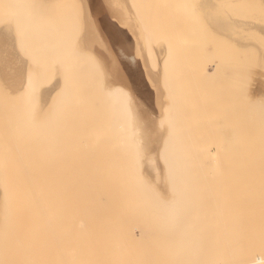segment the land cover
Here are the masks:
<instances>
[{
    "label": "bare ground",
    "instance_id": "bare-ground-1",
    "mask_svg": "<svg viewBox=\"0 0 264 264\" xmlns=\"http://www.w3.org/2000/svg\"><path fill=\"white\" fill-rule=\"evenodd\" d=\"M21 1V0H20ZM23 1V0H22ZM46 1V0H45ZM45 1L43 2V5H44V3H45ZM50 1V0H49ZM59 1V0H58ZM57 1V2H58ZM136 1V0H135ZM209 1V0H208ZM214 1V0H213ZM213 1H209V2H213ZM227 1V3H226V5H229L231 2H234V1H236V4H239L240 5V3L242 4V5H240V6H244V5H249L250 3V1L251 0H243L242 2H244V3H242V2H240V1H237V0H226ZM7 3H8V7H9V5L10 6H12L13 8H14V10H15V8L17 9V7H14L13 6V0H7L6 1ZM6 2H5V4H6ZM31 2H34L33 0L32 1H30V3ZM39 2H40V0H39ZM54 2V1H53ZM56 2V1H55ZM72 2L74 3V1L72 0ZM207 2V1H206ZM252 2V1H251ZM17 3V2H16ZM36 3H38V1L36 0ZM52 3V2H51ZM51 3H48V4H45L46 6H51ZM134 3V2H133ZM148 3V2H147ZM146 3V4H147ZM155 3H157L155 0H152V2H150V3H148V5H147V9H146V14L145 15H147V13H149V12H152L151 10H153V8L155 7V5H152V4H155ZM214 3L216 4L217 3V0H215L214 2H213V5H214ZM220 3H222V5L225 3V1H224V3H223V1L222 2H220ZM246 3H249V4H246ZM23 4V3H22ZM32 4V3H31ZM58 4V3H57ZM177 4V3H176ZM205 4V3H204ZM211 3H209V5H210ZM14 5H16V4H14ZM52 5H53V3H52ZM135 5H136V3H135ZM150 5H151V7H150ZM179 5V4H178ZM206 5H207V3H206ZM217 5H219V7H220V4H218L217 3ZM23 6V5H22ZM25 6V5H24ZM28 6H30V4L28 5ZM137 6V5H136ZM158 6V5H157ZM143 7V6H142ZM212 6L210 5V8H211ZM213 7H215V5L213 6ZM252 7V6H251ZM254 7V6H253ZM49 8V7H48ZM132 8V7H131ZM144 8H145V6H144ZM209 8V7H208ZM209 8V9H210ZM217 8V7H216ZM140 9V8H139ZM207 9L206 10V8H205V10H203V12H206L207 13V15H206V13L204 14L205 15V17H207V16H209V17H207L206 19H210L209 20V22L208 23H206V24H208V26H209V24H210V21H211V18H214V17H210V15L211 14H208V13H211V12H207V11H211L212 9ZM215 9V8H214ZM213 9V10H214ZM218 9V8H217ZM217 9H216V11H217ZM222 9V8H221ZM221 9H218V13H220V15L221 14H223V13H221ZM5 10H7V8L6 7H4L3 6V4H1V9H0V12L1 11H5ZM42 10V9H41ZM80 10V9H79ZM144 10V9H143ZM158 10V9H157ZM160 10H161V8H160ZM224 10L225 11H227L228 10V7L226 8V6H225V8H224ZM223 10V11H224ZM243 10H246L247 12H248V14H250L249 12V10L248 9H246V8H243ZM256 10H257V8H256ZM17 11H18V9H17ZM27 11V10H26ZM30 11V10H29ZM46 11V10H45ZM173 11V10H172ZM181 11V10H180ZM220 11V12H219ZM14 12H16V10L14 11ZM39 13V15H40V12L41 11H38ZM141 12V11H140ZM170 12H171V10H170ZM179 12V11H178ZM259 12V11H258ZM35 13H36V11H35ZM143 14L145 13V12H142ZM180 14H181V12H179ZM184 13H186V12H184V11H182V14H184ZM213 13H215V11L214 12H212V14ZM217 13V14H218ZM227 13V12H226ZM253 13V12H252ZM264 14L263 12H260V14ZM15 15L13 16V17H16V14L17 13H14ZM23 14H24V12H23ZM31 14V13H30ZM216 14V15H217ZM254 15H255V12L253 13ZM18 15V14H17ZM19 15H21V14H19ZM18 15V16H19ZM26 15H28V17H29V14H26ZM26 15H21V16H25V18H27L26 17ZM46 15V14H45ZM140 16L142 15L141 13L139 14ZM173 15V14H172ZM185 15H187V13L185 14ZM214 15V14H213ZM212 15V16H213ZM220 15H217L216 16V19H217V17H219ZM225 15H227V14H225ZM17 16V17H18ZM32 16V15H31ZM54 16V15H53ZM144 16V15H143ZM142 16V17H143ZM148 16H150V18L152 17L150 14L148 15ZM147 16V17H148ZM188 16V15H187ZM223 16V15H222ZM250 16L251 17H249V18H252L253 19V17L254 16H252L251 14H250ZM256 16H257V14H256ZM258 16H260V15H258ZM262 16V15H261ZM17 17H16V19L15 18H13V20H15L14 22H16V20H17V23H19L20 22V24L19 25H21V20L20 21H18L19 19H17ZM39 17V16H38ZM45 17V16H44ZM146 16H144V18H145ZM175 17V16H174ZM224 17V16H223ZM226 17H228V16H226ZM246 17V16H245ZM245 17H244V19H245ZM7 18V17H6ZM31 18V17H30ZM35 18V17H34ZM51 18V17H50ZM58 18V17H57ZM57 18H56V20H57ZM61 18V17H60ZM143 18V19H144ZM155 18V17H154ZM170 18V17H169ZM201 18H203V17H201ZM220 18V17H219ZM239 18H241L240 16H239ZM247 18V17H246ZM258 18V17H257ZM8 19H9V17H8ZM29 19V18H28ZM37 19V18H36ZM149 19V18H148ZM148 19H147V21H148ZM152 19H153V17H152ZM164 19V18H163ZM199 19V18H198ZM221 19V18H220ZM220 19H217V22H219L218 20H220ZM248 19V18H247ZM251 19V20H252ZM255 19V18H254ZM3 20V17L1 18V21H0V24L3 22L2 21ZM6 20L7 19H4V22H6ZM11 20V17H10V19L8 20L9 22H12V21H10ZM40 20H41V18H40ZM40 20H39V22H40ZM214 20V19H213ZM212 20V21H213ZM226 20V19H225ZM7 21V22H8ZM27 21H31L30 19L29 20H27ZM27 21H25V22H27ZM33 21V20H32ZM31 21V23H33ZM41 21H43V19L41 20ZM52 21H54V20H52ZM62 21V20H61ZM67 22H69L68 20H66ZM146 21V20H145ZM146 21V24H148L149 22H147ZM154 21V20H153ZM168 21V20H167ZM174 21V20H173ZM199 21H201L202 22V20H200L199 19ZM198 21V22H199ZM208 20H206V22H207ZM222 22H224L223 21V19L221 20ZM238 21H240V20H238ZM13 22V23H14ZM24 22V21H23ZM23 22H22V25H24L25 26V24H23ZM38 22V23H39ZM64 22V21H63ZM66 22V23H67ZM139 22V21H138ZM203 22H205V21H203ZM202 22V23H203ZM226 22V21H225ZM244 22V21H243ZM43 23H45V20H44V22ZM43 23L41 22L40 24L41 25H39L38 26V29L37 30H39L40 28V26H42L43 25ZM47 23V22H46ZM56 23H59V22H56ZM61 23V22H60ZM173 23V22H172ZM171 23V24H172ZM201 23V24H202ZM211 23H213V24H210V27H211V25H212V27L211 28H214L213 26H214V22H211ZM230 23H232V21L230 22ZM236 23H240V22H236ZM235 23V24H236ZM242 23V22H241ZM245 23V22H244ZM242 23L243 25H246V24H248L249 22H247V23ZM5 24V23H4ZM35 24L37 25V23L35 22ZM65 24V23H64ZM68 24V23H67ZM67 24H65V25H67ZM139 24H142L143 25V22L142 23H139ZM170 24V25H171ZM205 24V23H204ZM205 24V25H206ZM242 24H240V25H242ZM249 24H251V23H249ZM249 24H248V26H249ZM11 25V24H10ZM15 25V24H14ZM28 25V24H27ZM35 25V26H36ZM48 25V24H47ZM53 25V24H52ZM58 25V24H57ZM60 25V24H59ZM164 25V24H163ZM216 25V24H215ZM234 25V24H233ZM239 25V24H238ZM238 25L236 24V26L235 27H238ZM240 25H239V28H242V26L240 27ZM254 25V24H253ZM35 26L33 27V28H35ZM46 26V25H45ZM51 26V25H50ZM68 26V25H67ZM143 26H145V28H146V26L147 25H143ZM160 26V25H159ZM219 26V25H218ZM231 26V25H230ZM255 26V25H254ZM257 26V25H256ZM255 26V27H256ZM15 27V26H14ZM28 27V26H27ZM31 27V26H30ZM61 27V26H60ZM60 27L58 26L57 27V29H59L60 30ZM169 27V26H168ZM167 27V28H168ZM172 27V28H171ZM171 27H169V28H171V29H173V31H177V30H174V28L176 29V27H175V24H174V27H173V25H171ZM205 26L203 25V28H204ZM210 27L208 28V29H210ZM221 28H222V26H220ZM245 27H247V26H245ZM260 27V26H259ZM258 27V28H259ZM2 28H4V27H2ZM20 28V27H19ZM26 28V27H25ZM42 28H44V26L43 27H41V31L42 30H44V29H42ZM48 28V27H47ZM166 28V27H165ZM167 28L165 29V30H167ZM207 28V27H206ZM218 29H219V27H217ZM216 28V26H215V28L213 29V31L215 30V29H217ZM248 28V27H247ZM246 28V29H247ZM16 29H18V28H16ZM46 29V28H45ZM49 29H51V28H49ZM55 29V28H54ZM147 29H148V27H147ZM163 29V28H162ZM171 29H169V30H171ZM218 29L217 30H215V32H217L218 33ZM222 29H224V28H222ZM236 29V28H235ZM262 29V28H261ZM22 30V32H20ZM27 30V29H26ZM29 30H30V28H29ZM32 30V33H33V29H31ZM52 30V29H51ZM142 30V29H141ZM149 30L150 29H148V31H146V33L148 32L149 33ZM168 30V31H169ZM204 30V29H203ZM212 30V29H211ZM210 30V31H211ZM257 30V29H256ZM262 30H264V28L262 29ZM19 32V34H21V33H24V31H23V27H21V29H19L18 30ZM28 31V30H27ZM26 31V33H24V34H28V32ZM36 31V30H35ZM40 31V30H39ZM46 31V30H45ZM49 31V30H48ZM60 31H62V30H60ZM172 31V30H171ZM172 31V32H173ZM209 31V32H210ZM225 31V29L223 30V32ZM236 31H238V29L236 30ZM245 32H243L242 31V33L243 34H245L246 33V30H244ZM31 32V31H30ZM53 32V31H52ZM55 32V31H54ZM65 33H66V31H64ZM143 32V31H142ZM159 32V31H158ZM167 32V31H166ZM180 32V31H179ZM182 32V31H181ZM212 32V31H211ZM227 32H228V30H227ZM239 32V31H238ZM248 32V31H247ZM253 32V31H252ZM39 33V32H38ZM41 33L42 32H40V34L39 35H41ZM46 33V32H45ZM47 33H49V32H47ZM51 33V32H50ZM49 33V34H50ZM58 33L60 34V32L58 31ZM145 33V32H144ZM143 33V34H144ZM145 33V34H146ZM170 34H171V32H169ZM177 33V32H176ZM213 33V32H212ZM240 33V32H239ZM254 33H255V31H254ZM18 34V37H20V35ZM24 34H22L21 35V37L22 36H27V35H24ZM31 34V33H30ZM30 34H28V36H29V38L31 37V35ZM34 34H35V32H34ZM37 34V33H36ZM57 34V33H56ZM173 34V33H172ZM198 34V33H197ZM196 34V37L198 36ZM206 34V33H205ZM214 35H217V34H215V33H213ZM219 34H221V33H219ZM231 34V33H230ZM251 34V33H250ZM38 35V36H39ZM43 35H44V33H43ZM153 35V33H149L148 34V36H149V38H150V36H152ZM167 35V34H166ZM185 35V34H184ZM222 35V34H221ZM225 35H227L226 34V31H225V34H223V37L225 38V39H228V38H230V36H232V35H230V36H225ZM229 35V34H228ZM238 35V34H237ZM254 35V34H253ZM28 36L26 37L27 39H28ZM34 36V35H33ZM45 36H46V34H45ZM50 36H51V34H50ZM49 36V37H50ZM54 36H56V35H54V33H53V36H51L52 38L54 37ZM62 36V35H61ZM144 36V35H143ZM147 36V37H148ZM171 36V35H170ZM179 36V35H178ZM201 36V35H200ZM218 36H220V35H218ZM217 36V37H218ZM239 36V35H238ZM242 36V35H241ZM246 36H247V34H246ZM35 37H37V36H35ZM35 37H33V39L35 38ZM58 38H59V36H57ZM56 37V38H57ZM191 37H192V35H191ZM207 37H210V36H208V34H207ZM214 37V36H213ZM220 37H222V36H220ZM32 38V37H31ZM44 38L45 39H47L48 38V35H47V37H42V35H41V38H39L40 40L41 39H43L42 41H44ZM55 38V37H54ZM62 38V37H61ZM179 38V37H178ZM199 38V37H198ZM222 39L223 40V42H224V44L226 43L228 46H229V48H230V51H232V52H229L228 50H226V52H227V54L226 53H224L223 51H222V53L223 54H226L225 56L221 53L220 54V56L221 57H223L222 59H221V57L218 59L217 57V60H218V63L219 64H221L220 65V67L221 66H223L222 68H224V67H226V68H228L227 67V65L230 63V65H231V63H234V62H236V61H239L240 60V58H239V54L241 53V51H242V53H243V51L244 50H247V49H242L241 51H240V53L238 52L239 50H238V46L237 47H233V46H236V45H233V44H235V43H233V41H232V39H228L229 41V43H227V42H225L226 40L225 39ZM251 38H252V36L250 37V35H249V39L251 40ZM36 39V38H35ZM34 39V41L36 42V40L38 41V39H36L35 40ZM146 39V38H145ZM151 40H147V41H150V42H152V37L150 38ZM162 38H158V41L159 40H161ZM180 39V38H179ZM221 39V38H220ZM239 39V38H238ZM256 39V38H255ZM264 39V38H263ZM30 40H32V39H30ZM171 40V39H170ZM190 40V39H189ZM200 40V39H199ZM198 40V41H199ZM207 40H209L208 38H207ZM211 40V39H210ZM213 40H214V38H213ZM222 40H219L218 39V41H220V43L221 44H219L218 42V44L220 45V46H222V44H223V42H222ZM230 40H231V42H230ZM240 40V39H239ZM253 40V39H252ZM258 40V39H257ZM144 41H146V40H144ZM147 41L145 42L146 44H147ZM180 41V40H179ZM205 41V40H204ZM216 41L217 40H215V43H216ZM241 41V40H240ZM259 41V40H258ZM32 42V41H31ZM41 42V41H40ZM46 42V41H45ZM150 42H148L149 44H150ZM155 42V41H154ZM157 42V41H156ZM161 42H162V40L161 41H159V43H157V44H161ZM165 42V41H164ZM163 42V43H164ZM175 42H178V41H176V39H175ZM195 42V41H194ZM207 42V41H206ZM205 42V43H206ZM213 43H214V41H212ZM212 42L210 41V43L212 44ZM242 42H243V40H242ZM187 43V42H186ZM186 43L184 42V43H181L179 46H180V48L178 47V51H180V49H181V51L183 50V49H185V47H187V45H186ZM191 43V42H190ZM196 43L197 44H200V43H202V40H200L199 42H197L196 41ZM194 44V47H195V49H196V46L195 45H197V44ZM208 43V42H207ZM230 43H232L231 45H230ZM244 43V42H243ZM242 43V44H243ZM252 43V42H251ZM250 43V44H251ZM260 43V42H259ZM264 43V42H263ZM36 44V43H35ZM37 44H38V42H37ZM44 44H46V43H44ZM44 44H42V45H40V46H42V48H43V45ZM83 44V43H82ZM85 44V43H84ZM154 45H155V43H153ZM165 44V43H164ZM185 44V47L183 46ZM192 44V43H191ZM242 44H241V46H242ZM245 44V43H244ZM246 44H248V43H246ZM253 44V43H252ZM262 44V43H261ZM151 45H152V43H151ZM163 45V44H162ZM161 45V46H162ZM169 45H170V47H169V51H172L171 52V54H172V56L175 54L174 52H175V50L174 49H176L177 47L175 46V44H171L170 42H169ZM173 45V46H172ZM190 44H188V46H189ZM206 45V44H205ZM216 45V44H215ZM33 46H35V45H33ZM37 46H39V44L37 45ZM147 46H149L150 47V45H147ZM153 46V45H152ZM160 46V47H161ZM166 46V45H165ZM176 47V48H173V47ZM178 46V45H177ZM208 46V45H207ZM214 46V45H213ZM225 46V45H224ZM224 46H222V48H224ZM256 46V45H255ZM254 46V47H255ZM81 47V46H80ZM156 47V46H155ZM171 47L173 48V50L171 49ZM182 47V48H181ZM198 47H200V46H198ZM216 47V49H217V45L215 46ZM41 47H39V48H37V50L38 49H40ZM60 48V47H59ZM153 48V47H152ZM219 48V47H218ZM228 48V49H229ZM234 48H236V49H234ZM251 48H253V47H251ZM44 49V48H43ZM83 49H85V48H83ZM87 49V48H86ZM151 49V47L149 48V50ZM164 49V48H163ZM166 49H167V47H166ZM187 49V48H186ZM194 49V53H196L197 52V54H193V55H195V56H193L192 58L193 59H191L190 57H189V52L188 53H186L187 55H185V53H184V55L185 56H188L187 58L185 57V58H183L180 54V52H178L177 54H179V55H175V56H173V58H174V60H177L176 62H178L179 61V57L181 56L182 58H183V60L185 61H188V62H190L191 63V61L192 62H194L193 64H195V62H198V61H201V59L199 58V57H201V56H197V55H199V52L198 51H196ZM214 49V48H213ZM219 49H221V48H219ZM226 49V48H225ZM224 49V50H225ZM232 49V50H231ZM36 50V49H35ZM36 50V51H37ZM58 50V49H57ZM148 50V48H146V51L148 52L149 51ZM161 50V49H160ZM168 50V49H167ZM236 50V51H235ZM258 50H261V48L260 49H258ZM44 51V50H43ZM84 51V50H83ZM151 51H152V49H151ZM150 51V52H151ZM153 51H154V49H153ZM153 51H152V56H155V54L153 53ZM190 51V50H189ZM192 51V50H191ZM196 51V52H195ZM200 51V50H199ZM204 51V50H203ZM219 51V50H218ZM32 52H34V51H32ZM31 52V53H32ZM37 52H39V51H37ZM36 52V53H37ZM156 52V51H155ZM167 52V51H166ZM165 52V53H166ZM214 52V51H213ZM220 52V51H219ZM261 52V51H260ZM40 54L42 53L41 51L39 52ZM67 52H65L64 54H65V56H63L64 54L62 53V55H60V56H62L61 58H60V60H62V58H63V60H65V61H67L68 60V62H69V58H66L67 56V54H69V52L66 54ZM168 53V52H167ZM166 53V54H167ZM174 53V54H173ZM40 54H36V57L35 58H38V56L40 55ZM46 54H47V52H46ZM48 54H49V52H48ZM87 54V53H86ZM147 54H149V53H147ZM146 54V55H147ZM162 54V53H161ZM192 54V53H191ZM200 54L202 55V52L200 51ZM219 54V53H218ZM30 55V54H29ZM150 55V56H151ZM169 55V54H168ZM205 55V53L203 54V56L202 57H205L204 56ZM211 55V54H210ZM213 55V54H212ZM261 55V54H260ZM42 56V57H41ZM44 56H45V51H44ZM43 56V54H41L40 56H39V58L41 57V63L43 64L44 62V65H46L45 67H44V69H45V71L47 72V69H49V66H50V62L52 61V60H50L49 61V58H46L47 56H45L44 57ZM52 56V55H51ZM76 56V55H75ZM74 56V57H75ZM87 56H90L89 54H87ZM172 56H168L167 58H166V56H165V58H164V60L166 61V60H168L169 62H171V63H174L175 61L174 60H172ZM179 56V57H178ZM191 56V55H190ZM219 56V55H218ZM31 57V56H30ZM78 57V58H77ZM76 58H77V62H76V60H75V63H73V65H75L77 68H76V70H78L77 72H75L76 70H74L73 69V67L72 66H70L69 65V63H68V65L71 67L70 69H71V71H70V78H72V74L71 73H73V74H75L76 75V73H78L79 71H81V68H88V67H90V68H92L91 66L92 65H87L86 66V64L87 63H85L86 61V59L84 60V59H82V57L80 56V59H79V56H77ZM91 57V56H90ZM157 57V56H156ZM195 57V58H194ZM212 57V56H211ZM33 58V57H32ZM39 58H38V60H39ZM44 58H45V60H44ZM51 58H54V60H55V57H51ZM57 58V57H56ZM92 58V57H91ZM147 58V60H148V57H146ZM158 58V57H157ZM160 58V57H159ZM214 58V57H213ZM216 58H215V60H216ZM261 58H263V56L262 57H259V60H261ZM93 59V58H92ZM239 59V60H238ZM242 59V58H241ZM30 60H31V58H30ZM35 60V61H34ZM43 60H44V62H43ZM47 60H48V62H49V64H48V62H47ZM62 60V61H63ZM71 60L73 61L74 60V58L72 57L71 58ZM95 60V59H94ZM153 60V61H152ZM152 60H150V61H152V63H154L155 61H156V58L154 57V58H152ZM163 60V61H164ZM212 61V58H210V56H209V60L208 61ZM221 60V61H220ZM24 61V60H23ZM31 61H33V62H36L35 64H37V62H39V61H37L36 59H34L33 58V60H31ZM56 61V60H55ZM61 61V62H62ZM65 61H63V62H65ZM71 61V62H72ZM164 61V64L166 65V63L168 62V61H166L165 62ZM174 61V62H173ZM207 61V60H206ZM214 61V60H213ZM98 62V61H97ZM162 62V61H161ZM188 62H187V65H188ZM242 62V61H241ZM260 62V61H259ZM138 63V62H137ZM151 63V62H150ZM151 63V66L153 65ZM156 63V62H155ZM154 63V64H155ZM179 63H181L180 61H179ZM199 63V62H198ZM202 63V62H201ZM209 63V62H208ZM261 63L262 62H260V63H258V64H260L261 65ZM31 64H33V63H31ZM35 64H33V65H35ZM65 64V63H64ZM89 64V63H88ZM90 64H93V63H91L90 62ZM101 64V63H100ZM182 64V63H181ZM186 64V63H185ZM192 64V65H193ZM219 64H217L218 66H219ZM47 65H49V66H47ZM62 65H63V63H62ZM68 65L67 64H65L64 66H63V70L65 69H68ZM157 65V64H156ZM216 65V66H217ZM230 65H228L229 67H230ZM235 65V64H234ZM233 65V66H234ZM86 66V67H85ZM101 66V65H100ZM171 66V65H170ZM186 66V65H185ZM262 66H264V65H262ZM23 67V66H22ZM30 67V66H29ZM62 67V66H61ZM156 67V66H155ZM162 67H163V63H162ZM161 67V68H162ZM198 67V66H197ZM40 68V70H41V72L44 74V71H42V66H40L39 67ZM103 68H105L104 67V65H103ZM154 68V67H153ZM159 68H160V66H159ZM167 68V67H166ZM185 69H186V71H188L189 72V70H188V68L187 67H184ZM221 68V69H222ZM232 68H234V67H232ZM231 68V69H232ZM241 68V67H240ZM43 69V70H44ZM80 69V70H79ZM92 69H94V68H92ZM151 69V68H150ZM168 69V68H167ZM170 69V68H169ZM181 69V68H180ZM183 69V68H182ZM185 69H183V70H185ZM197 69V68H196ZM195 69V70H196ZM199 69H201V68H199ZM215 69H216V67H215ZM217 69H218V67H217ZM216 69V70H217ZM220 69V68H219ZM260 69V68H259ZM262 69V68H261ZM36 70V69H35ZM86 70V69H85ZM103 70H105V69H103ZM153 70V69H152ZM155 70H157V67H156V69ZM154 70V71H155ZM161 70V69H160ZM162 70H163V68H162ZM166 70V69H165ZM203 70V69H202ZM233 70V69H232ZM263 70V69H262ZM23 71V70H22ZM28 71V70H27ZM33 71V70H32ZM31 71V72H32ZM83 71V70H82ZM81 71V73L83 74V72ZM86 71H89V70H86ZM222 71V70H221ZM224 71H226V69L224 70ZM224 71H222V72H220L221 74L224 72ZM69 72V71H68ZM93 72H96V71H93ZM104 72V71H103ZM106 72V71H105ZM151 72H153V71H151ZM158 72V71H157ZM164 72V71H163ZM163 72H162V74H163ZM168 72H169V70H168ZM185 72V71H184ZM184 72H181L182 74H180L181 76V79L180 80H182L183 78H185V77H187V75L189 76V74H192V73H188V74H186V73H184ZM231 72V71H230ZM264 72V71H263ZM19 73H21L20 72V70H19ZM18 73V74H19ZM80 73V72H79ZM77 74L76 76L78 77V75H80V74ZM92 73V72H91ZM107 73V72H106ZM184 73V74H183ZM197 73H199V72H197ZM214 73V72H213ZM217 73V75H218V71L216 72ZM27 74H28V72H27ZM29 74H30V76L31 77H33L34 75H35V73L34 74H31L30 72H29ZM29 74L27 75V77H29ZM37 74V73H36ZM165 74H167V73H165ZM194 74V73H193ZM42 75V74H41ZM75 75L73 76V78L75 77ZM107 75V74H106ZM184 75H185V77H184ZM216 75V74H215ZM263 75V74H262ZM261 75V76H262ZM24 76V75H23ZM26 76V75H25ZM36 76V75H35ZM34 76V78H37V76L35 77ZM39 76V75H38ZM46 76V74L44 75V76H42V78L44 79V77ZM109 76V75H108ZM147 76H148V74H147ZM158 76H159V74H158ZM167 76V75H166ZM208 76V75H207ZM212 76H213V74H212ZM229 76V75H228ZM26 77V78H27ZM168 77V76H167ZM179 77V78H180ZM224 77V76H223ZM17 78V77H16ZM76 78V77H75ZM144 78V77H143ZM159 78V77H158ZM162 78H163V75H162ZM165 78V77H164ZM191 77H189V79H190ZM216 78H217V76H216ZM222 78V77H221ZM261 78H264V75L261 77ZM28 79L29 78H27V81H28ZM42 79V80H43ZM81 79V78H80ZM105 79V78H104ZM167 79V78H166ZM166 79H164V82H165V80ZM188 79V78H187ZM188 79V80H189ZM198 79V78H197ZM205 79V78H204ZM260 79V78H259ZM30 80V79H29ZM31 80H33V79H31ZM30 80V81H31ZM194 80V79H193ZM263 80V79H262ZM34 81H35V79H34ZM33 81V82H34ZM41 81V77H40V79H38V81H37V84H36V86L34 85V83H33V87H34V89H36V87H38L39 89H40V86H42V85H44L43 84V82H40ZM92 81V80H91ZM190 81V80H189ZM196 81H198V80H196ZM1 82V81H0ZM36 82V81H35ZM40 82V83H39ZM80 82H81V80H79V84H80ZM164 82H162V87L164 86L163 84H164ZM169 82V81H168ZM192 82H194V81H192ZM31 83H32V81H31ZM31 83L29 82V83H27L26 85H28V86H26L25 88H23L24 89V91H23V93H21V94H25V96H26V94H31V92H29V93H27L28 92V90H30L29 88L31 87V89H33V87H32V85H31ZM68 83H70V82H67V84ZM139 83H141L140 81H139ZM215 83V82H214ZM1 84V83H0ZM76 84V83H75ZM79 84H76V87H78L77 85H79ZM110 84V83H109ZM166 84V83H165ZM168 84V83H167ZM23 85V84H22ZM68 86L70 87L71 86V84L69 85L68 84ZM194 86V87H193ZM195 86H197V88L199 89V84H196L195 85V83L193 84H191L190 85V87L192 88H195ZM201 86V85H200ZM6 87H8V86H6ZM80 87V86H79ZM101 87V86H100ZM108 87V86H107ZM111 87H113V85L111 86ZM122 87V86H121ZM120 87V88H121ZM166 86H164V88H165ZM171 87V86H170ZM187 87V86H186ZM256 87H257V90H258V92L259 93H262L263 91H264V86H263V83L261 82V81H258L257 80V84H256ZM4 88V87H3ZM36 89V90H34L33 89V91L34 92H36L37 90H39V89ZM82 88L83 87H81V90H82ZM103 88V87H102ZM106 88V87H105ZM119 88V87H118ZM163 88V89H164ZM167 88V87H166ZM117 89V88H116ZM126 89V88H125ZM133 89V88H132ZM197 89V91L195 90V94L196 95H193V96H190V99L193 101V97H194V101H198V99L200 100L201 99V97H199L200 95H198L199 94V91H200V89L198 90ZM4 90V89H3ZM7 90V89H6ZM10 90V89H9ZM21 90V89H20ZM27 90V91H26ZM51 90V88L49 89V91ZM52 90H54V89H52ZM114 90V88L113 89H110V90H107V95L109 96L108 98H107V96H106V100H108L109 101V103L111 102V100H112V102H116V103H112V105H113V107L115 108L114 109V112H115V114H114V116H113V118H114V121H117L118 119V123H119V126H118V123L116 124V122H114V124L113 125H115V127L113 126V129L115 130V131H113V137H112V139H113V141H114V143H119V142H125L124 140H127V137H128V142L130 141V145L129 144H127V145H124L123 147H122V156L121 157H125V156H127L129 153H130V151H132V152H134L135 153V157H133V159H135L136 157L137 158H140V157H142V154H141V151L138 149L137 151H134V146H133V144H132V141H131V139L129 140V137L131 136V134L133 133V127H132V121H131V117H132V115H131V112L129 113L128 112V110H130V109H132V108H129V106H128V108L126 107L127 105H125V108H124V104L125 103H123V99H125V98H123L122 96H125V95H123V94H126V93H124V91H123V93L122 92H118L117 90H120V89H117L116 91L118 92H116V91H114L113 93H114V95H116L117 97V99L116 98H110V94L112 93V91ZM122 90V89H121ZM138 90V89H137ZM166 90V89H165ZM172 90V89H171ZM193 90V89H192ZM191 90V91H192ZM202 90V89H201ZM19 91V90H18ZM30 91H32V90H30ZM41 91V90H40ZM110 93H109V92ZM168 91V90H167ZM173 91V90H172ZM10 92V91H9ZM33 92V93H34ZM98 92V91H97ZM171 92V91H170ZM192 92H194V91H192ZM6 93H8L7 91H6ZM38 93H39V91H38ZM47 93V92H46ZM100 93V92H99ZM98 93V94H99ZM103 93H106V92H104V90H103ZM109 93V94H108ZM113 93L111 94L113 97H115L114 95H113ZM122 95H121V94ZM149 93V92H148ZM166 93V92H165ZM172 93V92H171ZM170 93V94H171ZM174 93V92H173ZM182 93V92H181ZM190 93V92H189ZM198 93V94H197ZM201 93V92H200ZM4 94V93H3ZM40 94V93H39ZM128 94V93H127ZM132 94V93H131ZM167 94V93H166ZM203 94V93H202ZM10 95V94H9ZM8 95V96H9ZM47 95V94H46ZM121 95V96H120ZM198 95V96H197ZM5 96H7V94L6 95H4V96H1V99H0V106L1 105H3L4 103H6L7 102V99H5ZM19 96V95H18ZM21 96V95H20ZM24 96V95H23ZM35 96V95H34ZM39 96V95H38ZM45 96V95H44ZM56 96V95H55ZM111 96V97H112ZM168 96V95H167ZM197 96V97H196ZM204 96V95H203ZM16 97V96H15ZM127 99H131V100H134L135 101V99H133V98H130V97H127V96H125ZM170 96H168L167 98H169ZM10 98V97H9ZM14 98V97H13ZM16 98H19L18 100L16 99V100H13V101H16V103H17V101H19L20 100V103H17V106L20 108V110H22V108H21V106H23V104H21V102H23V101H21V100H23V99H25V97H23L22 99L20 98V97H16ZM34 98H36V97H34ZM45 98V97H44ZM38 99V98H37ZM144 99H146V98H144ZM189 99V100H190ZM25 100H27V99H25ZM29 100V99H28ZM32 100V103L34 102V105H38V103L36 104V102H37V100L35 101V99H31ZM31 100H29V101H31ZM117 100V101H116ZM171 100V99H170ZM188 100V101H189ZM202 100V99H201ZM200 100V101H201ZM56 101H58V100H56ZM181 101V100H180ZM184 100H182V102H183ZM186 101H187V99H186ZM45 102V101H44ZM125 102V101H124ZM147 102V101H146ZM171 102V101H170ZM40 103H43V102H40ZM39 103V104H40ZM47 103V102H46ZM45 103V104H46ZM101 103V102H100ZM129 102H128V100H127V103L126 104H128ZM138 103H139V101H138ZM137 103V104H138ZM142 103V102H141ZM161 103V102H160ZM187 103H190V102H187ZM7 104V103H6ZM5 104V105H6ZM10 104H13V103H10ZM15 104V103H14ZM18 104H20V105H18ZM25 104V103H24ZM44 104V105H45ZM164 104V103H163ZM177 104V103H176ZM184 104H186V102H184ZM204 104H205V101L203 102V103H201V104H198V105H195V107H194V109H195V113H194V115H191V114H193V112H191L190 110H187V109H185V110H187V113H188V111H189V114H190V112H191V116L192 117H194L195 115L197 116V118H195L194 117V119L193 118H190V119H192V120H189L188 118H187V120H185L186 119V117H188V116H190V115H188L187 116V114H184V113H182V112H184L185 110H182L181 111V113H182V117L184 118V119H181L180 117H181V113L179 112L181 109H179L178 111L177 110H175V107H176V105H174V106H171V104H170V106H169V108H172L171 110H173V111H171L170 110V114H168V111L166 110L167 108H164V114L165 113H167V114H165V116L166 117H164V119H162V120H160V122L162 121L163 123L165 122L166 124H169L170 123V120L172 121L173 120V122H171V124H169L170 126H168V128L169 127H171V126H173L174 125V121L175 120H178V118H180L181 120H183V121H180V119L178 120V122H177V126H176V123H175V125L174 126H176L175 128H173V127H171V129H169L168 131V134H167V136H166V139L164 140V144L163 145H167V142L168 141H171V140H176V139H178L179 140V138L180 137H182L183 135H185V136H189V135H193L194 133L192 132V130L193 129H195V128H197V126L196 125H198V126H200V122L204 119H202V117L205 115V113L207 112L206 110L207 109H203L204 107ZM206 104H207V102H206ZM205 104V105H206ZM16 105V104H15ZM41 105H43V104H41ZM141 105V104H140ZM173 105V104H172ZM202 107H201V106ZM4 106V105H3ZM3 106H1V107H3ZM132 106V105H131ZM130 106V107H131ZM157 106H158V104H157ZM181 106V105H180ZM184 106V105H183ZM199 108H198V107ZM239 106V105H238ZM0 107V108H1ZM12 107V106H11ZM18 107H17V109H18ZM35 107H37L38 108V106H35ZM58 106H56L55 105V108H57ZM133 107L135 108V107H137V105L135 104L134 105V102H133ZM141 107V106H140ZM178 107V106H177ZM182 107V106H181ZM186 107V106H185ZM39 108H40V105H39ZM139 108V107H138ZM174 108V109H173ZM180 108V107H179ZM189 108V107H188ZM238 107L236 106V108H235V110L234 111H236V112H239V110L237 109ZM3 109H7L6 107H4ZM15 109V108H14ZM13 109V112H15L16 113V111L15 110H17V109H15L14 110ZM44 109H45V107H44ZM44 109H42V110H44ZM183 109V108H182ZM190 109V108H189ZM193 109V110H194ZM244 109V108H243ZM1 111H2V108L0 109ZM19 110V109H18ZM17 110V111H18ZM20 110H19V112L18 113H20ZM91 110V109H90ZM138 110V109H137ZM142 110H143V108H142ZM227 110V109H226ZM241 110H242V108H241ZM240 110V111H241ZM1 111H0V124H1V127H0V130H2L3 132L0 134V164H1V162H3L4 163V167L8 164V165H11V167H13L14 169H10V171L8 172L4 167H2V169L4 168L5 169V171H7L8 173H9V176H10V174L12 173V175H14V176H12V179L14 178V177H17V175H18V178L19 177H23V176H19V174H20V172L22 171H20V169L19 168H23V167H25V166H28L29 164H30V162H33L32 160H34V163H31V166H33V167H38V166H45V169L47 168L46 166H49V168H51L50 166H58L59 168H57V167H55V168H57L58 170L59 169H62L61 167H63V165H65V167L67 166L66 164H64V163H62V147L65 145V144H67L68 143V141H67V137L68 136H70L71 134H72V132L74 131V128L72 127V125L73 124H65V125H63L62 124V129H61V125H59V122H57L58 123V125H59V129L57 130L56 129V131H57V134H59L58 135V137H55V136H53L52 138L53 139H51V134L52 133H56V132H54V130L55 129H49V126L47 125V121H46V115H45V120L44 119H41V120H44L43 122H45L44 123V125L47 127H45V126H43V128L44 129H41V130H39V125L41 124V125H43V123H42V121H41V123L40 122H38L39 124H37V126L36 127H38L37 129H36V127H35V129H33L32 130V136L29 138V139H27V140H30V141H28V142H35V140H38V142L36 141L35 143H33V145L32 146H26V144H25V142L27 141L26 139L24 140V139H22V140H20L21 141V143H17L18 141L16 140V136H19V133L18 132H15V134L16 133H18V135L16 134V136L15 135H13V134H10L9 133V129H6L5 130V128H6V126H3L4 125V123L5 122H7V121H10L11 120V118L12 117H10L9 115L7 116V118L6 117H4V116H6V114L9 112L8 110H7V112L5 113V112H3V113H5V115L3 114V113H1ZM10 111H11V108H10ZM41 111V110H40ZM39 111V112H40ZM131 111V110H130ZM165 111H167V112H165ZM175 111V112H174ZM33 112H35V110L33 111ZM32 112V113H33ZM42 112V111H41ZM135 112H136V110H135ZM158 112H160V111H158ZM157 112V113H158ZM180 113V115H178L179 113ZM241 112H243V111H241ZM241 112L240 113H238V114H241ZM10 113V112H9ZM11 113H12V111H11ZM10 113V114H11ZM17 113V114H18ZM142 113V112H141ZM171 113H172V116L174 115V116H176L175 117V119L174 118H172V117H168V119H167V116L169 115H171ZM245 113V112H244ZM3 114V115H2ZM34 114V113H33ZM100 114V113H99ZM228 114V113H227ZM233 114V113H232ZM32 115V114H31ZM39 115H40V113H39ZM38 115V116H39ZM96 115V114H95ZM136 115V114H135ZM149 115V114H148ZM208 115V114H207ZM221 116V114H217L216 116H214V118H213V120H216L215 122H217V121H219L220 119L222 120V118H219L218 116ZM235 115H236V113H235ZM243 115V113L240 115V117ZM140 116H142V115H140ZM153 116V115H152ZM157 116V115H156ZM159 116V115H158ZM186 116V117H185ZM35 117H36V115H35ZM137 117V116H136ZM205 117V116H204ZM207 117V116H206ZM215 117H217L218 118V120L215 118ZM225 117H227V115L225 116ZM32 116H30V118H29V120L31 121L32 120ZM43 118V117H42ZM138 118V117H137ZM143 118V117H142ZM141 118V119H142ZM145 118V117H144ZM151 118V117H150ZM169 118H171V119H169ZM177 118V119H176ZM236 118V117H235ZM238 118V122L239 123H237V124H240V119H239V116L237 117ZM34 119H36V118H33V120ZM40 119V118H39ZM77 119V118H76ZM121 119V120H120ZM146 119H148V118H145V124L147 123L146 121ZM154 119V118H153ZM160 119V118H159ZM32 120V121H33ZM149 120V119H148ZM151 120V123H152V119H150ZM12 121V120H11ZM37 121V120H36ZM90 121V120H89ZM92 121V120H91ZM142 121V123H143V126H144V128H146V129H151V128H149L150 126H152L153 127V123L152 124H150V123H147L146 125H144V119H142L141 120ZM169 121V122H168ZM236 121H237V119H236ZM15 122V121H14ZM159 122V121H158ZM161 122V123H162ZM168 122V123H167ZM91 123V122H90ZM141 123V122H140ZM173 123V124H172ZM202 123V122H201ZM218 123V122H217ZM149 124H150V126H149ZM205 124V123H204ZM203 124V125H204ZM222 124V123H221ZM19 125V124H18ZM40 125V126H41ZM69 125L73 128H71L72 130H70L71 132H70V134L69 135H67V132L68 131H66V130H68V127H69ZM116 125H117V127H116ZM162 125V124H161ZM206 125V124H205ZM212 125V124H211ZM219 125H220V123H219ZM214 126V125H213ZM216 126V125H215ZM214 126V127H215ZM210 127V126H209ZM208 126H206V128L205 129H208L209 128ZM213 127V128H214ZM219 127V126H218ZM16 128V127H15ZM19 128V127H18ZM40 128H42V127H40ZM69 128V129H70ZM77 129H78V127H77ZM76 129V130H77ZM211 128H209L208 130H207V132H216V131H218L219 132V130H220V132H221V130L222 129H218L217 128V130H210ZM11 130V129H10ZM35 130H38L37 132L35 131ZM160 130V129H159ZM11 131H13V130H11ZM20 131H21V129H20ZM62 131V132H61ZM117 131V132H116ZM14 132V131H13ZM23 133L25 132V131H22ZM65 132H66V134H65ZM115 132V133H114ZM223 130H222V132L220 133L221 135H223ZM4 133V134H3ZM8 133V134H7ZM12 133V132H11ZM26 133V132H25ZM151 134H153V135H155L154 133H155V130L154 131H151L150 132ZM209 133V134H210ZM22 134V133H21ZM50 134V135H49ZM215 134V133H214ZM11 135L13 136L12 138L13 139H11ZM28 135V134H27ZM45 135H49L50 137V139L48 138V139H46V140H41V138H40V140L38 139L40 136H44L45 137ZM219 134H215V136H218ZM15 136V137H14ZM212 136L214 137V135L212 134ZM225 138H226V136H225V134L223 135ZM223 136H220V138L222 137L223 138ZM43 138V137H42ZM212 137L211 136H209V138H208V142H211L212 141V139H211ZM20 138H18V140H19ZM152 139H153V141H156L157 140V138H155V136H153L152 137ZM177 140V141H178ZM214 140H215V137H214ZM213 140V141H214ZM216 140H218V137H216ZM224 140H226V139H224ZM40 141H42V142H40ZM212 141V142H213ZM220 141V140H219ZM219 141H217V142H219ZM227 141V140H226ZM2 142V143H1ZM54 142V143H53ZM223 141H221L220 143H222ZM55 143H57V144H55ZM7 144H11L8 148H7ZM36 144H40V146H35ZM221 145V144H220ZM210 146H212V144H210ZM222 146V145H221ZM222 147H224V146H222ZM221 147V148H222ZM7 149H8V152H7ZM165 149V150H164ZM161 152H160V155L158 156V159H159V161L156 159V156H155V153H150L149 155H148V162L146 163V164H144L145 166H146V169L144 170L143 168H142V164L141 163H135L136 164V166H138V173L139 174H141L140 176H142L141 177V179H142V181L140 182V184L139 183H137V185H133V186H131L130 185V187H129V184L130 183H128V182H132V181H135V180H132V181H130V178L128 179V178H125V179H128V182L126 181V180H124V182L126 181V185L128 186V187H126V185L125 186H123V185H121V182H120V184L117 182L118 180L117 179H114V180H111V179H108V178H106V179H97V178H88V179H86V177L85 176H83V177H85V179L83 178V180H79V179H75V177L74 176H79L80 175V173L78 172V174L79 175H74L75 173H77V172H75L74 174H73V177H72V173L70 174L71 175V177L70 178H65V177H68L67 175L64 177L63 175H65V174H63L62 175V170L61 171H59V174H60V176H59V182H60V184H56V183H53L54 181H52V183L55 185H57V187H58V185H60V188L58 189V191L59 192H56V190H54L55 191V193H53L52 195H54V194H56V193H60L61 192V197H60V194H59V199L60 198H62L61 200L62 201H60V202H62V207H61V204H59L60 205V208L62 209V211H61V219L60 220H57L58 221V223H60L59 225L57 224V221L55 222V220L53 219V222L52 221H50V222H52V223H54L55 222V226L57 225V226H61L60 228H61V231H62V234H61V236H62V238H61V236L59 237V238H61V240L62 241H60V242H62V246L64 247V246H66L68 249H69V247L70 246H74L75 245V243H76V241L78 240H76V241H72L71 242V237L73 236H71V233L72 232H70V231H75L74 233H76V231H77V233H78V231L80 232V226H81V224H83L84 222H85V220H86V223H84V225H82V228H84V230L82 229L81 231L83 232L82 234H84L85 235V238L86 237H88L89 235H91V233H90V231L92 232V230H90L91 228H90V223L92 222V224L94 225L93 226V228L94 229H96V230H94L93 232H92V235H93V237L94 238H91V236H90V239L89 238H87V240L89 241L90 240V242H91V240L93 239V241H94V239H95V241L92 243V247H91V244L89 245L88 244V241H86L85 242V238H84V236H82V239L84 240V243H86V244H88V248H86V246L87 245H83L84 243H82L81 245H80V243L79 242H77L78 244L77 245H79V246H82V249L84 250H82L81 251V253H79V251L78 250H81V249H79V248H77L78 246L77 245H75L76 246V248L75 249H77L76 250V252L74 251V253H77V254H74L73 255V257L72 256H70V254H73V252L72 253H70L69 254V251L71 250V249H69L68 251L66 250H63L62 248H61V250H57V252L58 251H60V253L61 254H59V253H57L58 254V256H60L61 255V258H62V260H61V258L60 257H58L61 261V263L60 264H228V262H230V261H239L240 262V264H262V262H264V242H262L261 241V239H260V237H261V234L262 233H264V198H262V189H261V177L260 176H258V177H260V178H258V177H256L255 176V178H253L254 176L253 175H251V173H250V175L252 176L251 178L250 177H247V178H245L244 176L242 177V175L240 176V173H239V171H238V173H239V175H238V173L236 174V171L233 173V172H231L232 171V169H228V168H230V167H233V166H229V160L230 159H232V157H230L229 159H228V155L223 151V150H221V154L224 152V154H223V156L221 155V157L220 158H224V155L226 156V158H224V160H227L228 161V163H226V161L225 162H223L222 160H220V162L222 161L223 162V164L227 167H223L224 165L222 164V163H219V165H222V167L226 170V171H223L222 170V172H224V173H222V175H220V177H218V176H214L215 175V172H214V175L212 176L211 175V178H213V177H218V178H214V179H209L208 178V180L205 178V181H207V183L205 182V181H203L204 179L202 178H200V179H198V181L199 182H205L207 185H205L206 187H203L204 189L206 188V189H208L209 190V188L207 187V186H213V185H215L214 184V182H219L220 184L218 185L219 187L217 188V192H219V197H218V199H219V202L220 203H217V204H219L220 205V209L219 208H217L216 207V205H215V209L217 210V209H219V211H220V219H219V222H218V219H217V221H216V224L214 223H212V225H214L215 227H213V226H210V225H207V228H205L204 227V225H203V227L205 228V229H207V231H208V226H210V228L211 227H213V228H211V230H209V232H210V235H208V237H209V239L208 240H206V239H204L205 238V235H207V234H204V233H206L205 232V230H203L204 228L199 224L198 225V218L199 217H201V216H199V217H197V219H196V224L194 225L193 223H194V221L192 220V224H189V222L188 221H183V217L181 216V215H183V216H185L186 217V219H187V217L188 216H186V215H184L183 213L184 212H186L187 210H186V208H184L185 206H182V204L183 203H185L186 201H188L187 199H185V198H189V199H193V200H196V202L195 201H193L192 200V203L193 204H195V205H197V206H195L196 208H195V210H197V209H200V208H198V203L197 202H199L198 200H201V198L203 197H201L200 198V195H197L196 193H195V191H196V189L194 190V189H191V191H192V195L190 196V194L191 193H189V191L190 190H188V192H185V194H187L188 193V195L190 196V197H188V195H184V194H181V193H183V192H180V187H182V186H177L176 185V183H177V181H178V183L177 184H183V186L185 185L184 184V181H187V183L188 182H193L194 183V175L192 174V176L191 175H189L188 174V176L190 177H192V179H187V180H182V179H185V178H182V179H180V176H179V178L177 177L176 179H173V178H175L174 176H172V178L170 179V180H172L173 181V183L176 185V186H174V185H172L173 183H172V181H171V183L172 184H170V186H169V190L171 191V194H173L172 192L174 191V190H179L178 191V194L179 195H181L183 198H184V202L183 201H181V199H182V197L181 196H179L178 197V199H180V200H177L178 202H182L181 204H180V206H178L179 204H178V202L176 201H174V200H171L169 203H166V202H164V201H160L159 202V197H161V198H163L162 196H160V194L161 193H165V192H161V188L163 187V189H164V191H165V188H164V186H163V182L164 181H166V178L164 179V176H165V174L166 173H171L172 171L171 170H173V168H174V166H176L177 165V162H175L174 160V158H176V155L175 154H173V152L171 153V151H174L173 149L171 150V148H169V147H165ZM169 149V150H168ZM239 149H241V148H239V144H238V146L236 147V151H237V153H238V155H239ZM130 150V151H129ZM218 150V149H217ZM167 151L169 152L170 151V153L171 154H167ZM226 151V150H225ZM248 151V150H247ZM27 152V153H26ZM217 152H219V151H217ZM251 152V151H250ZM247 153V152H246ZM220 154V153H219ZM243 154H244V152H243ZM230 155V154H229ZM238 155H237V158H238ZM58 156V157H57ZM145 156V155H144ZM218 156V155H217ZM57 157V158H56ZM217 158H219V157H217ZM239 158H240V156H239ZM247 158V157H246ZM11 160L12 159V161H11V163L10 162H7L6 160ZM206 159V158H205ZM213 159V158H212ZM248 159V158H247ZM188 160V159H187ZM192 160V159H191ZM217 160V159H216ZM219 160V159H218ZM29 161V162H28ZM193 161V160H192ZM205 161H207L208 162V160H205ZM5 162H6V164H5ZM189 161H187V162H185V164L184 165H187V163H188ZM196 162V161H195ZM199 162V161H198ZM215 161H213V163H214ZM238 162V161H237ZM10 163V164H9ZM29 163V164H28ZM218 163V162H217ZM230 163H232L231 162V160H230ZM28 164V165H27ZM96 163H93V165H95ZM132 164V163H131ZM134 164V165H135ZM204 164H207L206 162L204 163ZM215 164H216V162H215ZM240 164V163H239ZM247 165H248V163H246ZM246 164H245V166H246ZM179 165L181 166V164L179 163ZM196 165V164H195ZM207 165H209V164H207ZM213 165V164H212ZM218 165V164H217ZM234 165H235V163H234ZM236 165H238V163H236ZM243 165V164H242ZM74 166V165H73ZM83 166L84 167H86V166H89V165H86V164H83ZM209 166H211V165H209ZM244 166V165H243ZM70 167V166H69ZM68 167V168H69ZM75 167V166H74ZM163 167H168L167 168V170H164L163 169ZM171 167H173L172 169H171ZM182 167H183V165H182ZM181 167V168H182ZM196 167V166H195ZM213 167V166H212ZM221 167V166H220ZM239 167V166H238ZM248 167V166H247ZM259 167H260V165H259ZM1 168V167H0ZM28 168V167H27ZM29 168H31V167H29ZM71 168V167H70ZM134 169H135V167H133ZM186 169L187 168H189L188 167V165H187V167H185ZM184 168V169H185ZM201 169L199 166H198V164H197V169ZM1 169V170H2ZM34 169V168H33ZM38 169V168H37ZM44 169V168H43ZM45 169H44V171H45ZM54 169V168H53ZM56 169V170H57ZM130 169H132L131 167H130ZM136 169V170H137ZM183 169V170H184ZM203 169V168H202ZM211 169V168H210ZM222 169V168H221ZM1 170H0V172H1ZM14 170V171H13ZM30 169H28V171H29ZM66 170V169H65ZM72 170V169H71ZM71 170H69V171H71ZM75 170V169H74ZM97 170V169H96ZM205 170V169H204ZM203 170V171H204ZM217 170H218V167H217ZM234 170V169H233ZM236 170V169H235ZM241 170V169H240ZM12 171V172H11ZM25 170L23 169V174L25 173L24 172ZM34 171V170H33ZM36 171V170H35ZM34 171V172H35ZM55 171V170H54ZM64 171V170H63ZM73 171V170H72ZM132 171V170H131ZM181 172H182V170H180ZM188 171V170H187ZM193 171V170H192ZM197 171V170H196ZM200 171V170H199ZM214 171H215V169H214ZM230 171V172H229ZM252 171V170H251ZM257 171V170H256ZM34 172H33V174H34ZM37 172V171H36ZM35 172V173H36ZM56 173H57V171H55ZM84 172V171H83ZM82 172V173H83ZM212 172V171H211ZM254 172V171H253ZM2 173H3V171H2ZM2 173H1V176H2ZM6 173V172H5ZM4 173V174H5ZM29 173L31 174V171H29ZM49 173V172H48ZM55 173V174H56ZM65 173H69V172H67V171H65ZM86 173V171L83 173L84 175H87V174H89V173H87V174H85ZM134 173V171L133 172H131V175ZM180 174L179 172H176L175 174ZM210 173V172H209ZM216 173H218V172H216ZM248 173V172H247ZM15 174H16V176H15ZM22 174V175H23ZM26 174V173H25ZM28 174V173H27ZM46 174H47V172H46ZM51 174V173H50ZM58 174V173H57ZM57 174L55 175L56 177H58L57 176ZM58 174V175H59ZM92 174V173H91ZM183 174V173H182ZM196 174H198L197 172H196ZM210 174H212V173H210ZM242 174V173H241ZM260 174V173H259ZM29 175V174H28ZM28 175H26L27 177H28ZM37 175H38V173H37ZM40 175V174H39ZM43 175H44V173H43ZM54 174H52V175H50V176H53ZM93 175V174H92ZM134 175V174H133ZM137 175V174H136ZM151 175H153V178H151ZM255 175V174H254ZM0 176V177H1ZM82 175H80L79 177H81ZM176 176H178V175H176ZM197 176V175H196ZM26 177V178H27ZM168 177V176H167ZM182 177V176H181ZM10 178H11V176H10ZM29 179H26L25 180V178L24 179H22L23 181H25V182H28V181H30V177H28ZM35 178V177H34ZM41 178V177H40ZM43 178V177H42ZM55 178V177H54ZM0 179H2V178H0ZM8 178H6V180H7ZM17 179V178H16ZM20 179V178H19ZM18 179V182H17V184L19 183V180ZM33 179V178H32ZM47 179V178H46ZM50 179V178H49ZM134 179H136V180H138L137 178H134ZM168 179V178H167ZM197 179H196V181H197ZM3 180V179H2ZM1 180V181H2ZM21 180V181H22ZM38 180V179H37ZM36 179H35V183L37 184L38 182H40V180L39 181H37ZM52 180V179H51ZM121 180H123V179H121ZM176 182H175V181ZM32 182H33V180H31ZM37 181V182H36ZM45 181V180H44ZM56 181H58V180H56ZM82 183H81V182ZM180 181H182V182H180ZM195 181V183H194V185L197 183H199L198 181L196 182ZM25 182H23V183H25ZM32 182H28V185H29V183H31V187L29 186V189L28 190H31V191H28L31 195H32V197L34 196L35 197V194L37 195L36 197H38L39 198V194L41 193V192H39L40 191V188L42 187V185L40 186V188H39V190L37 191V190H33V186L35 185H33V183ZM50 182L51 181H49V184H50ZM79 182L83 185L85 182H90V183H94V185H96V183L95 182H100V183H104L105 185H106V187L103 185V187H105L106 188V190H107V192H106V190H104V189H102L103 190V192H102V190L100 191V190H98L99 188L101 189V184L99 183V187H98V189L97 188H95V187H93V184H91L90 186H89V184H86V185H88L89 187H88V189L89 188H92L93 187V189L94 190H92L91 191V189H89V191L90 192H88L87 191V193H85V191H82V192H84L83 194H86V195H83V194H80V193H82L80 190L78 191L75 187L77 186V183H78V186L80 185L79 184ZM84 182V183H83ZM106 182H108V183H106ZM111 182H114V183H111ZM189 183V185L191 184V186H193V183ZM210 182H213V185H210ZM12 184H14V185H16L15 183V179L14 180H12V182H11ZM21 183V182H20ZM41 183V182H40ZM74 183V184H73ZM76 183V184H75ZM102 183V184H103ZM162 183V184H161ZM186 183V182H185ZM186 183V184H187ZM209 183V184H208ZM22 184V183H21ZM27 184V183H26ZM26 184H23V185H26ZM48 184V185H49ZM111 184H113V185H111V188H109V186ZM133 184V183H132ZM167 184V183H166ZM1 185V184H0ZM27 185V186H28ZM39 185V184H38ZM109 185V186H108ZM200 185V184H199ZM17 186V185H16ZM15 186V187H16ZM21 185H19V188L21 189V187H20ZM37 186V185H36ZM47 186V185H46ZM203 186H204V184H203ZM2 187V186H1ZM49 187H54V186H49ZM48 187V189H50ZM56 186L54 187L55 189L57 188ZM107 187H108V189H107ZM126 187V188H125ZM178 187H179V189H178ZM3 188V187H2ZM1 188V189H2ZM28 188V187H27ZM32 188V189H31ZM34 188H36L37 189V187H34ZM46 188V187H45ZM78 188V187H77ZM84 188V186L83 187H79V189H83ZM168 188V187H167ZM175 188H177V189H175ZM183 188V187H182ZM184 188H185V186H184ZM193 188V187H192ZM213 188H214V186H213ZM5 189V188H4ZM12 189V188H11ZM17 189V188H16ZM20 189H19V191H20ZM23 190H24V187L22 188ZM42 189V188H41ZM47 189V188H46ZM47 189V190H48ZM53 189V188H52ZM87 189V187L85 188V190ZM87 189V190H88ZM199 189V188H198ZM197 189V190H198ZM205 189V190H206ZM212 189V188H211ZM215 189H216V187H215ZM15 190V189H14ZM22 190V191H23ZM44 190V188L42 189V194H43V192L45 191H43ZM75 190V191H74ZM97 190V191H96ZM152 190H153V192H152ZM182 190V189H181ZM185 191L187 190V187H186V189H184ZM183 190V191H184ZM194 190V191H193ZM18 191V190H17ZM19 191H18V193H19ZM22 191H21V193H22ZM50 191H51V189H50ZM72 191H74L75 193H74V195H73V193H72ZM109 191V192H108ZM141 191H145V193H147L148 195H152V197L151 198H153V199H155L156 198V200L155 201H153L154 202V204H151L153 207V209H154V211H155V213H153V212H151V214L155 217H153L154 219H156L157 218V220H158V218H161L162 216H165L167 219H165L164 220V223L165 224H168V226H166L165 224V226H162V227H164L162 230H160V228L158 227V229H155V227H157L158 225H156L155 224V222L153 223V222H151L150 221V217H148V216H152V215H150V214H148L147 216L145 215V213H144V215H145V217H144V215H143V212H142V209L144 210V208H145V202L143 201L144 199H148V197L149 196H147V194H141L140 192ZM151 191V192H150ZM155 191V192H154ZM176 191H174V193H176ZM190 191V192H191ZM202 191V193H203V190H201ZM210 191V190H209ZM214 191V190H213ZM12 192V191H11ZM24 192V191H23ZM26 193H27V191H25ZM24 192V193H25ZM37 192H39L38 194H37ZM46 192V191H45ZM49 192V191H48ZM47 192V193H48ZM77 192H79L78 194H76ZM150 192V193H149ZM212 192V191H211ZM216 192V193H217ZM16 194V192H13L12 194ZM89 193V194H88ZM153 193V194H152ZM168 193V192H167ZM193 193H194V195H196L195 196V198H194V196H193ZM205 193H207V192H205ZM70 194V195H69ZM166 194V193H165ZM177 193L175 194V195H178ZM199 194H201V192L199 193ZM213 194V192L212 193H210L209 195H212ZM17 195H19V194H17ZM21 195V194H20ZM28 195V194H27ZM52 195H50V196H52ZM66 195H69L68 197L66 196ZM150 195V196H151ZM206 195V194H205ZM215 195V194H214ZM3 196H4V194H3ZM29 196V195H28ZM27 196V197H28ZM49 196V197H50ZM143 196V197H142ZM164 196V195H163ZM185 196V197H184ZM198 196H199V198H198ZM5 197H6V195H5ZM42 197L44 198L43 200H45L46 198L42 195ZM53 198L55 197V196H52ZM57 197V198H58ZM65 197L66 198H68V199H70V201L71 202H69V201H66V203H68L69 204V207H67L66 206V203H64V201H65ZM214 197V196H213ZM11 198V197H10ZM30 198V197H29ZM56 198V199H57ZM74 199L75 198V200H71V199ZM158 198V199H157ZM204 198H206V197H204ZM212 198V196L209 198L210 199V203L209 204H211L212 202L214 203V199H211ZM40 199H42V198H40ZM39 199V200H40ZM48 199V198H47ZM173 199V198H172ZM25 200V199H24ZM23 200V201H24ZM32 200H34V199H32ZM35 200H36V198H35ZM38 200V199H37ZM35 201L36 203H38L39 202V200L38 201ZM50 200V199H49ZM53 200H55V199H53ZM52 200V201H53ZM67 200V199H66ZM139 200H141V204L142 205H138L139 203H137V201H139ZM206 200H208V198L206 199ZM59 201H57V204H58V202ZM204 201V200H203ZM218 201V200H217ZM44 202V201H43ZM56 202V201H55ZM164 202V203H163ZM189 202H191V201H189ZM207 202H209V201H207ZM206 202V203H207ZM11 203V202H10ZM9 203V204H10ZM15 203V202H14ZM176 203H177V205H176ZM191 203V205L193 206V204ZM203 203V202H202ZM213 203H212V205L210 206V207H212V206H214L213 205ZM38 204H42V202L41 203H38ZM189 204V203H188ZM208 204V203H207ZM56 205V203L53 205V207ZM58 205V206H59ZM151 205H148L150 208H151ZM36 206V208H37V204L35 205ZM34 206V207H35ZM41 206V205H40ZM39 206V207H40ZM51 206V205H50ZM67 207V211H64L65 209H64V207ZM159 208H158V207ZM167 206V207H166ZM187 206V205H186ZM188 206H190V204L188 205ZM204 206V205H203ZM205 206H206V204H205ZM209 206V205H208ZM207 206V207H208ZM46 207H48V206H46ZM57 207V206H56ZM140 209H139V208ZM155 207V208H154ZM158 209H157V208ZM160 207H162V208H164V210H161V208ZM178 207H180V209H181V207H183L184 209L183 210H181L180 211V214L178 213L179 212V208ZM194 207V206H193ZM200 207V206H199ZM202 207V206H201ZM206 207V208H207ZM22 208V207H21ZM28 208V207H27ZM30 208V207H29ZM28 208V209H29ZM41 208V207H40ZM45 208V207H44ZM142 208V209H141ZM190 208H192V207H190ZM42 209V208H41ZM58 210H59V208H57ZM188 209H189V207H188ZM193 210H194V208H192ZM203 209V208H202ZM201 209V210H202ZM12 210V209H11ZM17 210H19V209H17ZM36 210V212L38 213V208L37 209H35ZM76 211L75 212V215H74V213H73V211ZM190 210V209H189ZM192 211L191 210V213H190V211L189 212H187V214L188 213H190V215H192L193 216V214H194V216L195 215H197L198 213H199V211L200 210H197V211ZM210 210V209H209ZM10 211V210H9ZM27 211V210H26ZM30 211V210H29ZM53 211V210H52ZM56 211V210H55ZM54 211V212H55ZM72 211V212H71ZM136 211V212H135ZM152 211V210H151ZM175 211H178V212H175ZM182 211H184V212H182ZM205 211V210H204ZM4 212V211H3ZM18 212V211H17ZM16 212V213H17ZM22 212V211H21ZM35 212V213H36ZM71 212V213H70ZM135 212V213H134ZM181 212H182V214H181ZM217 212V211H216ZM12 213V212H11ZM15 213V214H16ZM32 213V212H31ZM47 213V212H46ZM72 213H73V215H72ZM123 213V214H122ZM150 213V212H149ZM202 213V212H201ZM211 213V212H210ZM21 214V213H20ZM39 214V213H38ZM50 214V216H51V214H53V212L52 213H49ZM56 214V213H55ZM122 214V215H121ZM212 214V213H211ZM210 214V216L212 217V215ZM9 215V214H8ZM12 215V214H11ZM34 215V214H33ZM59 215V214H58ZM176 215H177V217H176ZM206 214L204 213L203 214V216H205ZM207 215H209L208 213H207ZM206 215V216H207ZM218 215V214H217ZM216 215V216H217ZM13 216H14V213H13ZM30 215H28L27 217H29ZM41 216H42V214H41ZM40 216V217H41ZM46 216V215H45ZM44 216V217H45ZM55 216V215H54ZM175 216V217H174ZM192 216H191V219H192ZM202 216V217H203ZM214 216H215V214H214ZM15 218H17L16 216H14ZM24 217H25V215H24ZM43 217V216H42ZM48 217V216H47ZM196 217V216H195ZM201 217V218H202ZM210 217V218H211ZM3 218V217H2ZM33 218V217H32ZM32 218H28L27 220H29V221H32V220H30V219H32ZM35 218H37V216L35 217ZM34 218V219H35ZM38 218H39V216H38ZM46 218V217H45ZM56 218H57V216H56ZM90 218H91V220H90ZM152 218V219H153ZM173 218V219H172ZM14 219V218H13ZM13 219H11V220H13ZM42 219V218H41ZM40 218L38 219V220H41ZM151 219V220H152ZM174 219H176V220H174ZM194 219V218H193ZM204 219H206V218H204ZM3 220V219H2ZM6 220V219H5ZM10 220V219H9ZM21 220H23V217H22V219ZM44 220V219H43ZM45 220H47V219H45ZM93 220H94V222H93ZM96 220H97V222H96ZM177 220H180V221H183L182 223H181V225L180 226H178L177 224H178V222H180V221H177ZM207 220V219H206ZM206 220H204V222L206 221ZM210 220V219H209ZM28 221V225H29V223H33V222H29ZM60 221V222H59ZM88 221V222H87ZM176 221V222H175ZM201 221V220H200ZM203 221V220H202ZM13 222H15L14 220H13ZM21 222V221H20ZM24 222V221H23ZM26 222V221H25ZM24 222V223H25ZM38 222H40V221H38ZM46 222H49V221H46ZM80 222H82V223H80ZM98 222L99 223H102V222H105L104 224H105V226H104V224H102V226H101V224L99 225L98 224ZM158 222H160V220H158ZM175 222V223H174ZM211 222H212V220H211ZM214 222V221H213ZM16 223V222H15ZM41 223V222H40ZM39 223V224H40ZM79 223H80V225H79ZM87 223L89 224L88 226H89V228L90 229H87L88 227H86L87 226ZM95 223H97V225H99V227L101 226V228H97L98 226L95 224ZM173 223V224H172ZM200 223V222H199ZM20 224V223H19ZM25 224H27V223H25ZM35 224V223H34ZM38 224V225H39ZM46 224V223H45ZM106 224H107V226H106ZM157 224H159V223H157ZM172 224V225H171ZM174 224H176L178 227H176V225H174ZM209 224V223H208ZM22 225V224H21ZM36 226H37V228H38V225H37V222H36V224H35ZM40 225H42V223L40 224ZM47 225V224H46ZM49 225V227H50V224H48ZM48 225L46 226V228L48 227ZM53 225V224H52ZM163 225V224H162ZM15 226H17V224L15 225ZM20 226V225H19ZM30 226V225H29ZM54 226V227H55ZM56 226V227H57ZM172 226H175V227H172ZM28 227V226H27ZM40 227V226H39ZM55 227V228H56ZM91 227H92V225H91ZM17 228V227H16ZM21 228V227H20ZM19 228V230H21ZM22 228H24V229H26V225L23 227V225H22ZM31 228V227H30ZM36 227H35V229L34 228H31V229H34V230H36L37 229ZM43 228V227H42ZM41 228V229H42ZM53 227L51 226V229H52ZM92 228V229H93ZM103 228V229H102ZM104 228H105V230H104ZM203 228V229H202ZM23 229V230H24ZM44 229V228H43ZM57 229V228H56ZM76 229H79V230H76ZM97 229H102V230H100V231H98ZM137 229V230H136ZM38 230V229H37ZM35 231V232H38V231H40V229L38 230V231ZM46 230V229H45ZM53 230H54V228H53ZM90 230V231H89ZM104 230V231H103ZM134 230L135 231H138V235H136L135 233H134ZM1 231V230H0ZM89 231V232H88ZM159 231V232H158ZM161 231V232H160ZM24 232H25V230H24ZM24 232H23V235L25 236V234H24ZM30 232V231H29ZM32 232H34L33 230H32ZM34 232V233H35ZM43 232V230L41 231V232H38L39 234H37V237L35 238L33 235L31 236V240H32V237H34L33 238V240H35L37 243H40V240L43 238L42 236H39V235H41V234H43L42 233ZM51 232H53L52 230H50V232H49V236L48 237H51V235L50 234H52ZM57 232H58V230H57ZM97 232V233H96ZM101 233L100 234V236H99V234L98 233ZM1 233V232H0ZM20 233V232H19ZM90 233V234H89ZM105 233V234H104ZM33 234V233H32ZM48 234V233H47ZM47 234L45 233V236H47ZM54 234V233H53ZM57 234V233H56ZM89 234V235H88ZM1 235V234H0ZM20 235H22V233L20 234ZM35 236H36V233L34 234ZM79 235H81V232L80 233H78V236ZM87 235V236H86ZM94 235H96V236H94ZM104 235V236H103ZM29 236V237H30ZM44 236V237H45ZM71 236V237H70ZM76 236V234L74 235V237ZM23 236H21V238H22ZM25 237H28L27 235L25 236ZM24 237V238H25ZM47 237V238H48ZM54 237V236H53ZM100 239H99V238ZM39 238V239H38ZM41 238V239H40ZM56 238V237H55ZM52 239V238H51ZM76 239V238H75ZM81 239V240H82ZM101 239H103V240H101ZM202 239H204L205 241H203ZM19 240V239H18ZM22 240V239H21ZM27 240V239H26ZM28 240H29V238H28ZM32 240V241H33ZM55 240V239H54ZM59 240V239H58ZM79 240H80V238H79ZM99 241V240H101V241H99V242H97V241ZM24 241V240H23ZM23 241H21V243L23 242ZM39 241V242H38ZM53 241V240H52ZM52 241H50V243L52 242ZM36 242L34 243V244H36ZM56 242V241H55ZM59 242V244H61ZM69 242H71V244H69L68 245V243ZM81 242H83V241H81ZM89 242V243H90ZM54 243V241L52 242V244ZM72 243H73V245H72ZM56 244V243H55ZM38 245V244H37ZM56 245H58V244H56ZM56 245L54 246V245H52V246H54L55 248H56ZM39 246V245H38ZM37 246V247H38ZM41 246V245H40ZM39 246V247H40ZM28 247V246H27ZM54 247H52V248H54ZM60 247V246H59ZM65 247V249H67ZM86 249H85V248ZM91 247V248H90ZM58 248V247H57ZM91 249L90 251H86V250H88V249ZM24 249V248H23ZM42 249H44V248H42ZM41 249V250H42ZM74 249V250H75ZM45 250V249H44ZM46 250H47V248H46ZM50 250V249H49ZM55 250V252H56V249H53L52 250V252H50L52 255H54V253H53V251ZM37 251V250H36ZM78 251V252H77ZM35 252V251H34ZM33 252V253H34ZM17 253V252H16ZM49 253V252H48ZM36 254V253H35ZM20 255V254H19ZM56 255V254H55ZM45 256V255H44ZM7 257V256H6ZM50 257V256H49ZM1 258V257H0ZM7 258H9V256L7 257ZM20 258V257H19ZM23 258V257H22ZM56 258H57V255H56ZM57 258V259H58ZM11 259V258H10ZM15 259V258H14ZM39 259V258H38ZM42 259V258H41ZM45 259H47V258H45ZM49 259H51V258H49ZM48 259V260H49ZM58 259V260H59ZM16 260V259H15ZM21 260V259H20ZM23 260V259H22ZM37 261V260H36ZM47 261V260H46ZM52 261V260H51ZM51 261H48V262H51ZM53 262V261H52ZM57 262V261H56ZM56 262H54V263H56ZM59 262H57L56 264H58Z\"/></svg>",
    "mask_w": 264,
    "mask_h": 264
},
{
    "label": "crops",
    "instance_id": "crops-1",
    "mask_svg": "<svg viewBox=\"0 0 264 264\" xmlns=\"http://www.w3.org/2000/svg\"><path fill=\"white\" fill-rule=\"evenodd\" d=\"M6 1L7 0H0V4L1 3L3 4ZM30 1H32V0H23V1L22 0L21 1L20 0H13V6L14 7H17L18 11L15 8L16 12H14L15 11L14 8H11V10L9 12H7L5 14H2L0 16V21H1V18L3 17V20H2L3 22L0 24V81H1L0 82L1 83L0 84V99H1V96H4V95L7 94V96H5V99H7V102H6L7 104L4 103L3 104L4 106L1 105L3 107H1V106L0 107L2 108V111L4 110L3 112H5V113L7 112V110L10 113L12 111L11 114L8 112L6 114V116H4V117L7 118L8 115L10 117H12L11 118L12 121L10 120V122H9V124H7V127L6 128L9 129L8 131H9L10 134H13L14 133L13 135H15V136H16V134L18 135V133H19V136H16V140L18 141L17 143H21L20 140H22L24 138V136H26L27 134L28 135H32V133L34 132V131L32 132V130L35 129V127L37 126V124H39L38 122L41 123V121H42L43 125H41V124H40L41 126L39 125V130L44 129L48 125L49 126V129H52V127H55L53 129H55L54 132H56V134H57V131H56V128H57V125H58L57 122H59V125H61L60 127L62 129V116H63V120H65L67 123H71L73 121L72 127L74 128L76 135L83 128H86L87 131L88 130L90 131V130H92V129L95 128V125H98L97 122H96V124H94V118L96 116H98L99 113H100V116H103L105 119H107V123H106L105 126L97 127L96 133L97 134H100V135L109 136V140H110L113 137L112 136L113 135V131H115L114 130L115 128L113 129V126L115 127V125H113V124H114V122H116V124L119 122L118 121L119 119L117 120L118 121L117 122V121H114V118H113V116L115 114V112H114V109H115L114 107L115 106L113 107L114 104L112 105V103H116V102H112V100H111L112 103L111 102L109 103V101L106 100V96H107V98L109 97L107 95V90H110V89H113V88H114V90L112 91V93L114 91H116L117 89H120V90H117V91L118 92L120 91L122 93L124 91V93H126V94H123V95L135 99V101L134 100H131V99L129 100L125 96H122L123 98H125V99H123L125 101V102L123 101V103H125L124 104V108H125V105H127L126 106L127 108H128V106H129V108H132V109H130L131 111L128 110V112L129 113L130 112L133 113L134 118L139 119L140 121L142 119H144V125H146L147 123L152 124L154 122L153 123V127L150 126V124H149L150 128H153L155 130V133L154 134H155L156 137L157 136H161V138H163L164 136H166L168 134V132L170 131L169 129H171V127H173L175 125V123H176V126H177V122H178V120L180 118L181 119H184L182 117L183 116L182 113L187 114V116L190 115L191 112H193V111L194 112L191 115H194V113H195V109H196V108L194 109L195 103H193L191 105L190 103H187V102L192 101L190 99V96L196 95L195 94L196 92L194 90L195 88H193L194 86L192 88L190 87V85L192 83L193 84L195 83V80H196L195 78L196 77L194 78V76H192L189 79V76L188 75H187V77H185V75H184L185 78H183L182 80H180L181 79V77H180L181 75L180 74H182L181 72H184V71H185L184 73H186V69L184 67H187V68L189 67L188 70L190 69V71H189L190 73H191V71L194 72V70L196 69L195 64H193L194 62L191 61V63H190V62H188L186 60L184 61L183 58H185V57L187 58L188 57V56H185V55H187L186 53H188V52L191 55V56L189 55V57L191 59H193L192 57L195 56L193 54H197L196 51H198V50L195 49V47H194V44H195L194 41L198 37L199 38H201V37L208 38L209 41H208V44L207 45H210V46H213L214 45V46H216V45H218V43L221 44L220 41H218V39L219 40H222L224 38L223 37V34H225V31H226V34H227L225 36L228 37V36L232 35L228 39H232L233 43H235L233 45H236V46H233V47H237L238 46V50H239L238 52L239 53L244 48V49L249 50L248 54L249 53H253L254 54V57L256 59V64L258 66V69H257L258 71H257V74H256L257 76H256L255 79L258 80V81H261L263 83V86H264V78H261L264 75V72H263L264 71V66H262V65H264V43H263L264 42V39H263L264 38V30H262L264 28V14H262V13L260 14V12H263L264 13V0H251L252 2L250 1L249 2L250 4L249 3H246V4H249V5H244V6H240V5H242L241 3H240V5L239 4H236V1L231 2L229 5H226V3H227L226 0H217V3L220 4V7H219V5H217V3L216 4L214 3L215 7H213L214 6L213 5V2L215 0L214 1L213 0H209V1H213V2H209L208 0H198V2L200 4L205 5L206 10L210 8V5L212 6L210 8L212 10L211 11H207V12H211V13H208V14H211L210 17H214V18H211L210 24H213L211 22H214V26L213 27L214 28H215V26H216V28L219 27V29L217 28L218 29V33L215 32V30H217V29H215L213 31L214 28H211L212 25L210 27V24H209V26H208V24H206L210 20V19H206L209 16L205 17L204 14L206 12H203L204 14L201 15L199 18H200V20H202V22L205 21L202 24L205 27L203 28L204 29L203 32H200V33L197 32L198 34L196 33V30H195V27H194L193 24H190V25H184L183 24V26H180V27L178 26L176 28V30H177L176 32L177 33L175 31H173V29H171L172 28L171 25H173V27H174V24H178V19L176 17H174L175 16L174 13H176L178 11L181 12V14H182V11L186 12V10H184V9L180 11L179 9H177V7H175L174 3H175L176 0H155L159 4H162V3L166 2V1H170L171 4L169 6H167V7H165V8H161V10L160 9H158V10L156 9L154 11L151 10L152 12L147 13V15H145V14H146V9H147L148 3L147 4L146 3L145 4H140V1H143V0H136V1L135 0H73L74 3L72 2V0H59V1L58 0H50V1L49 0H46V1L45 0H40V2H39V0H37L38 3H36V0H33L34 2H31L32 4L30 3ZM44 1H45L44 5L45 4H48V3H51V2L53 3V5H52V3H51V6H46L45 5L46 7H44L42 10L40 8H33V7L28 6L29 4L30 5H43V2ZM148 1H149V3L152 2V0H148ZM222 1H223V3L225 1V3L223 5H222V3H220ZM237 1L242 2L243 0H237ZM192 2H194V0H192ZM135 3H136L137 6L135 5ZM206 3H207V5H206ZM209 3H211V4L209 5ZM242 3H244V2H242ZM14 4H16V5H14ZM144 6H145V8H144ZM225 6H226V8L228 7V10L227 11L224 10ZM216 7L218 9H221L222 8L220 11L223 14L220 15V13L217 12L218 9ZM205 8H204V10H205ZM243 8H246L248 10L250 9L249 10L250 11L249 13L252 16H254L253 19L252 18H249V17H251L250 14H248V12L246 10H243ZM256 8H257V10H256ZM216 9H217V11H216ZM170 10H171V12H170ZM35 11H36V13H35ZM38 11H41L40 12V15L38 14L39 13ZM144 11H145V13L143 14L142 12H144ZM214 11H215V13H213L214 14L213 15L212 12H214ZM23 12H24V14H23ZM252 12L253 13L255 12V15ZM14 13H17L18 15L19 14H21V15L29 14V17H28V15H26L27 18H25V16H21V15L18 16L16 14V17L18 16L20 18L19 19L17 17V19H19L18 21L21 20V25H19L20 22L17 23V20H16V22H14L15 20H13V18L16 19V17H13L15 15ZM140 13L142 14L141 16L139 15ZM149 14L153 17V19H152V17L150 18V16H148ZM216 14L217 15H220L219 17L221 19L219 17H217V19H220V20H218L219 22H217V19H216V16L217 15ZM225 14H227V15H225ZM256 14H257V16H256ZM143 15L146 16V17L144 18ZM206 15H207V13H206ZM258 15H260V16H258ZM226 16H228V17H226ZM239 16L241 18H239ZM8 17H9V19L11 17V20L10 21H12V22H9L8 21L9 20ZM201 17H203V18H201ZM244 17H245V19H244ZM28 18L31 21L33 20L32 21L33 23H31V21H27V20H29ZM40 18H41V20L43 19V21H41ZM56 18H57V20H56ZM4 19H7L6 22H4ZM147 19H148V21H147ZM222 19H223L224 22L221 21ZM39 20H40V22H39ZM44 20H45V23H43ZM52 20H54V21H52ZM66 20H68L69 22H67ZM145 20L147 22H149V23L146 24V21ZM206 20H208V21L206 22ZM238 20H240V21H238ZM25 21H27V22H25ZM231 21H232V23H230ZM243 21L245 23L249 22L251 24L248 23L249 26H248V24L243 25L242 24V23H244ZM22 22H23V24H25V26L22 25ZM35 22L37 23V25L35 24ZM41 22L43 23V25L39 27L40 28L39 29L40 31H39L37 29H38V26L41 25L40 24ZM56 22H59V23H56ZM142 22H143V25L144 24L147 25L146 28H144L145 26H143L142 24H139V23H142ZM236 22H240V23H236ZM64 23L67 24L68 26L65 25ZM235 23L237 25L238 24L239 25L242 24L243 26L240 25V27L242 26V28H239V25H238V27H235L236 26ZM253 24L255 26L256 25L257 26L255 27ZM34 26H35V28H33ZM43 26H44V28H42V29H44V30L41 31V27H43ZM58 26L59 27L61 26L60 27V30H62V31H60L59 29H57ZM168 26L171 27V28H169ZM220 26H222V28L225 29L224 32H223L224 29H222ZM245 26H247L248 28L245 27ZM2 27H4V28H2ZM21 27H23V31L25 30L24 33H26V31L28 30L27 32H28V34H30V33L32 34V35L30 34L32 38L31 37L29 38L28 34H24V33L19 34L18 33L19 32L18 30L21 29ZM147 27H148V29H150L149 30V33L150 34L153 33V35L150 36V38L152 37V42L147 41L148 39L151 40L149 38V36H148L149 33L148 32L146 33V31H148ZM165 27L166 28L168 27L167 30H165L166 29ZM209 27H210V29H208ZM16 28H18V29H16ZM29 28H30V30H29ZM49 28H51L52 30L49 29ZM31 29H33V33H32V30ZM169 29H171L173 32L171 30H169ZM237 29H238V31L240 33L238 31H236ZM174 30H175V28H174ZM210 30L213 33L217 34V35H214ZM227 30H228V32H227ZM244 30H246V33L245 34L242 33V31L245 32ZM58 31L60 32V34L58 33ZM64 31H66V33ZM254 31H255V33H254ZM20 32H22V30ZM34 32H35V34H34ZM40 32H42L41 33L42 37L43 36L44 37H47V35H48V38L47 39L44 38V41H42L43 39L40 40L39 39V38H41V35H39ZM47 32H49V33L51 32L50 33L51 36H53V33H54V35H56V36H54L55 38L54 37L52 38L50 36V34L47 33ZM169 32H171V34ZM43 33H44V35H43ZM219 33H221L222 35L219 34ZM18 34L20 35V37H18ZM22 34L27 35L28 36V39L26 38L27 36H22L21 37ZM45 34H46V36H45ZM196 34L198 35L197 37H196ZM207 34L210 37H207ZM246 34H247V36H246ZM191 35H192V37H191ZM218 35H220L222 37H220ZM249 35H250V37L252 36L251 40L249 39ZM35 36H37V37H35ZM57 36H59V38ZM33 37H35L36 39H38V41L34 38L36 40V42H35L34 39H33ZM158 38L159 39L162 38L161 39L162 42H161L160 45L157 44V43H159V41H161V40L158 41ZM213 38H214V40H213ZM30 39H32V40H30ZM175 39L178 42H175ZM228 39H225L226 40L225 42L229 43L228 42L229 41ZM144 40L147 41V44L145 43L146 41H144ZM186 40L188 41V44H190L189 46L186 43ZM215 40H217L216 43H215ZM242 40H243V42L245 44L242 42ZM210 41L211 42L214 41V43L212 42V44H211ZM37 42H38L39 46H37L38 45ZM148 42H150V44ZM169 42L171 44L172 43L175 44V46L177 47V48L175 46L173 47V48H176V49H174L175 50V52H174L175 54L173 53L174 54L173 56H175L178 52L181 51V49H180V51H178L179 50L178 47L180 48L179 45L181 43H184L185 42L187 44V47H185V44L183 45L185 47V49H183L180 52L181 53L180 55L181 56L183 55L182 56L183 58L181 56L180 57L178 56L179 57V61L182 64L179 63V61L176 62L177 60H174V58H173V56L171 54L172 51H169V47H170ZM222 42H223V40H222ZM230 42H231V40H230ZM44 43H46V44H44ZM151 43H152L153 46L151 45ZM153 43H155V45ZM246 43H248V44H246ZM42 44H44L43 45V48L44 49L42 48V46H40ZM231 44L232 43H230V45ZM241 44H242V46H241ZM33 45H35V46H33ZM147 45H150L152 51L154 49L153 53L155 54V56H152L153 55L152 54V51H151V49L149 50L150 47L147 46ZM195 46H197V45H195ZM39 47H41V48L37 50V48H39ZM166 47H167L168 50L166 49ZM251 47H253V48H251ZM83 48H85V49H83ZM146 48H148V50H149L148 52L146 51ZM173 48L171 47L172 50H173ZM260 48H261V50H258ZM35 49L37 51H39V52L41 51L42 52L41 54H43V56H44V51H45V56H47L46 58H49V61L52 60L50 62V66L47 65V66H49V69H47V72L44 69V67L46 66V65H44L45 58L43 60L44 63L42 64L41 61H40L42 56L39 58V56L41 54L39 52H37ZM194 49L196 50L195 51L196 53H194ZM234 49H236V48H234ZM32 51H34V52H32ZM36 52L38 54H40L38 56L39 60H38V58H35L36 57V54H37ZM46 52H47V54H46ZM48 52H49V54H48ZM65 52H67V53L69 52V54L66 53L67 54L66 55L67 56L66 58H69V62L70 63L68 62V60L67 61L63 60V58H62V60L65 61V62H63L62 60H60V58L62 57L60 55H62V53L64 54ZM73 52H79V53H85V54L87 53V54H89L93 58V60L95 59L94 61L96 62V64L101 65L102 69H105L103 71H104V78H105L104 79V83L106 85L105 86L106 88L105 87H103V88L100 87V78H99V75H98L97 72H93V71H96L95 65L94 64H90V62L88 60H85L84 58H82V59H84L86 61L85 62V63H87L86 66L87 65H92L91 67L94 68V69H92L90 67L87 68L85 66L86 68H81V71L83 70L82 71L83 74L81 73V71H79L81 74L78 72L80 74V75H78V77L76 76L78 73H76V75L73 74V73H71L73 76L75 75V77H76V78L74 77L76 84H79L78 83L79 80H81V82H80L79 85H77L78 87H76V84H75V94L73 95V98H70L69 96L68 97L65 96L66 87L68 88V84L69 85L71 84V79L73 78V76H72V78H70V71H71V69H70L71 67L70 66H72L74 70H76V68H77L75 65H73V63H75V60H76V62L78 61L77 60V58H78L77 56H79V55H76L75 56V55H73ZM229 52H232V51H229ZM147 53H149V54H147ZM184 53H185V55H184ZM203 54L204 53H202V55H201L200 52H199V55H197V56H201L202 57ZM210 54L212 56V60H214V61H212V64L208 65V67L206 68V74L205 75H208V78L215 76V72H216V69H217V66H218L217 64H219L217 58L218 57L220 58L222 56V55L221 56L220 55L218 56L217 53L216 54L211 53V51L208 52L207 55L205 54L204 56L209 57ZM177 55H179V54H177ZM63 56H65V54ZM165 56H166V58L168 56L169 57L172 56V60H174L175 62L173 61L174 63H171L168 60H166L168 62L165 65L164 64V61H165L164 58H165ZM240 56L242 58V51H241L239 57ZM262 56H263V58H261V60H259V57H262ZM32 57L34 59H36L37 61H39V62H37V64H35L36 62L31 61V60H33ZM51 57H55V60L56 61L54 60V58H51ZM72 57L74 58L73 61L71 60ZM146 57H148V60H147ZM154 57L156 58V61H155L156 63L154 62L155 64L152 63V61H153L152 58H154ZM201 57H199V58L201 59ZM30 58H31V60H30ZM215 58H216V60H215ZM222 58L223 57H221V59ZM79 59H80V56H79ZM150 60H152V61H150ZM259 61L262 62L261 65L258 64V63H260ZM47 62H48V60H47ZM150 62L153 64L152 66H151V63ZM187 62H188V65H187ZM31 63H33L35 65H33ZM62 63H63V65H62ZM64 63L67 64V65L69 63V65H70V66L68 65V69H66V70L65 69L63 70L62 69L63 66L65 65ZM162 63H163V67H162ZM48 64H49V62H48ZM103 65H104L105 68H103ZM220 65L221 64H219V68H220ZM40 66H42V68L44 69V70L42 69V71H44V74L41 72V70L39 68ZM155 66L157 67V70H155L156 69ZM159 66H160V68H159ZM161 67L163 68V70H162ZM215 67H216V69H215ZM182 68L185 69V70H183ZM198 68H200V67H197V69ZM221 68H222V66H221ZM85 69L86 70H89V71H86ZM19 70H20L21 73H19ZM168 70H169V72H168ZM77 71L78 70H76L75 72H77ZM151 71H153V72H151ZM27 72H28V74H29V72L31 74H34L35 73V75L37 76V78H34L35 75L33 77H31L32 75L30 76V74H29V77H27V75H28ZM162 72H163V74H162ZM165 73H167V74H165ZM188 73H186V74H188ZM45 74H46V76L43 79L42 76H44ZM147 74H148V76H147ZM158 74H159V76H158ZM212 74H213V76H212ZM162 75H163V78H162ZM66 76L68 77V81L67 82H70L67 85H66ZM26 77L29 78L30 80L33 79V80H31L32 81V83H31L32 87L34 85L36 86L37 81H38V79H40V77H41V81L40 82H43L44 85L40 86V89L38 87H36V89L37 88L39 89L36 92L33 91L34 87H33V89H31V87H30L29 89L32 90V91L28 90L27 93L31 92V94L29 93V94H26V96H25V94H21V93H23V91H24L23 88H25L26 86H28L26 84L30 82L29 79L27 81V78ZM197 78L198 79L200 78V81H201V77H197ZM34 79H35L36 82L34 81ZM164 79H166L165 82H164ZM139 81L141 83H139ZM192 81H194V82H192ZM162 82H164L163 85L166 86L167 88L166 87L164 88V86L162 87ZM33 83H34V85H33ZM112 85H113V87H111ZM200 85L201 84H199V86ZM6 86H8V87H6ZM81 87H83L82 90H81ZM195 87H197V86H195ZM200 87H199V89H200ZM50 88H51V90L49 91ZM206 88L204 87L202 90L200 89L199 94L197 93L198 95L201 94L199 97L202 96L201 97L202 100H203V94L202 93H206V91H205ZM36 89H34V90H36ZM52 89H54V90H52ZM103 90L106 93H103ZM191 90L194 91V92H192ZM6 91L8 93H6ZM38 91H39L40 94L38 93ZM114 93H113V95H114ZM111 94H110V98L113 99V98H116L117 97L116 95H114L115 97H113ZM167 95L170 96V97L167 98L168 97ZM15 96L16 97H20L21 99L23 97H25V99H27V100H25V99L21 100V101H23V102H21V104H23V106H21L20 104H18V105L21 106L22 110H20V108L17 106V103H20V100L17 101V103H16V101H13V100H16V99L18 100L19 99V98H16ZM34 97H36V98H34ZM144 98H146V99H144ZM28 99L29 100L35 99V101L37 100L36 104L38 103V105H34V102L32 103V100L29 101ZM186 99H187V101H186ZM56 100H58V101H56ZM127 100L129 102L128 104H126L127 103ZM182 100H184V101L182 102ZM200 100L198 99V101H200ZM202 100H201V102H202ZM138 101H139V103H138ZM196 101H194V97H193V102H196ZM40 102H43V103H40ZM74 102H76V103L77 102H81L84 105H87L90 102H94L95 105L91 108L89 115L74 116L73 117V120H71L72 117L67 116L65 114L66 112L64 111V109H67L68 108L69 103H74ZM133 102H134V105L135 104L137 105V107H135V108L133 107ZM184 102H186V104H184ZM10 103H13V104H10ZM41 104H43V105H41ZM157 104H158V106H157ZM170 104H171V106L176 105L175 110H177V111L179 109H181L179 111L180 113H181L182 110H185V109L190 110V111L192 110V111L190 112V114H189V111L187 113V110H185L184 112H182L181 113V117L178 118V120H175L174 121L175 123H174L173 126H171V127L168 128L169 131L168 130L163 131L162 129L159 130V126L160 127H163L162 126L163 124L161 122L163 121L162 119H164V117H166L165 114H167V113L164 114V111L163 110H164V108H167L166 110L168 111V114H170V110L172 109V108H169ZM205 104H206V102H205ZM205 104H204V106H205ZM39 105H40V108H39ZM55 105L58 106V107L55 108ZM35 106H38V108L35 107ZM4 107H6L7 109L6 110L3 109ZM17 107L20 110V113H18L19 110L17 109ZM44 107H45V109H44ZM10 108H11V111H10ZM14 108L17 109L18 111L15 110ZM142 108H143V110H142ZM13 109L16 111V113L13 112ZM42 109H44V110H42ZM34 110H35V112H33ZM135 110H136V112H135ZM2 111H1V113H3ZM158 111H160V112H158ZM167 111H165V112H167ZM171 111H173V110H171ZM5 113H3V114L5 115ZM39 113H40V115H39ZM180 113L178 115H180ZM35 115H36V117H35ZM45 115H46V121H47V125L46 126L44 125L45 122H43L45 120ZM140 115H142V116H140ZM174 115L172 116V113H171L170 116L169 115L167 116V119H168V117H172V118L175 119V117L177 115L176 116H174ZM191 115L188 116V117L185 116L186 117L185 120H187V118L189 120H192L190 118H193L194 119V117L196 116L195 115L194 117H192ZM30 116H32L33 118H36V119L33 120V118H32L33 121L32 120L30 121L29 120ZM144 117L149 119V120L146 119L147 120L146 121L147 122L146 124H145V118ZM195 118H197V116ZM41 119H44V120H41ZM150 119H152V123H151V120ZM169 119H171V118H169ZM181 119H180V121H183ZM160 120H162V121L160 122ZM171 122H173V120L172 121L170 120V123L169 124H171ZM0 126H1V124H0ZM43 126H45V127L43 128ZM118 126H119V123H118ZM176 126H174L173 128H175ZM40 127H42V128H40ZM70 127L71 126L69 125L68 130H66V131H68L67 132V135H69L70 132H71L70 130L73 129L72 127H71L72 128L71 129ZM77 127H78V129H77ZM116 127H117V125H116ZM37 128L38 127H36V129ZM10 129L13 130L14 132L11 131ZM20 129H21V131H20ZM22 131H25L26 133L25 132L23 133ZM35 131L37 132L38 130H35ZM2 132L3 131L0 130V134ZM15 132H18V133L15 134ZM65 134H66V132H65ZM49 135H45V137L44 136H40L38 139L40 140V138H41V140H46V139H48L50 137ZM12 137L13 136L11 135V139H13ZM18 138H20V139L18 140ZM53 138L51 137V139H53ZM36 141L38 142V140H35V142ZM40 142H42V141H40ZM109 144L110 143L108 141L107 145H109ZM100 149L101 148H99L98 150H100ZM6 161L11 163L12 159L11 160H8L7 159ZM1 164H3V162H1ZM10 176L12 177L14 175H12V173H11ZM15 176H16V174H15ZM14 179H15V182L17 183L18 182V179H19L18 178V175H17V177H14L13 179H11V182ZM13 192L14 191H12L11 193H13Z\"/></svg>",
    "mask_w": 264,
    "mask_h": 264
},
{
    "label": "rangeland",
    "instance_id": "rangeland-1",
    "mask_svg": "<svg viewBox=\"0 0 264 264\" xmlns=\"http://www.w3.org/2000/svg\"><path fill=\"white\" fill-rule=\"evenodd\" d=\"M149 3V1L148 0H143V1H140V4H145V3ZM194 2L195 3H199L198 2V0H194ZM177 3V4H176ZM186 3H192V0H176L175 1V3H174V5H175V7H177V9H179V10H183L184 8L182 7V5H184V4H186ZM2 4V3H1ZM1 4H0V9H1ZM171 4V2L170 1H166V2H164V3H162V4H159V3H155V4H152V5H155V7L153 8V10L152 11H154V10H156V9H160V8H165V7H167V6H169ZM179 4V5H178ZM158 5V6H157ZM3 6L4 7H6L7 8V10H5V11H1L0 12V16L2 15V14H5V13H7V12H9L10 10H11V8H13L12 6H10L9 5V7H8V3L6 2V4H5V2L3 3ZM150 7H151V5H150ZM185 10V9H184ZM145 12V11H144ZM174 15H175V17L178 19V24H175V27L177 28L178 26L180 27V26H183V24L184 25H190V24H193L194 25V27H195V30H196V33L198 32V33H200V32H203V23L201 22V21H199V17H196V18H193V17H191V16H185V13L184 14H180L179 12H176V13H174ZM199 18V19H198ZM199 21V22H198ZM202 23V24H201ZM145 28V27H144ZM180 29V28H179ZM176 30V29H175ZM165 31V30H164ZM202 40V43H200V44H197L196 43V41L197 42H199L200 40ZM196 38L195 39V43L197 44V46H196V49L199 51H201L202 53H205L206 55H207V53L208 52H210L211 51V53H214V54H218V55H220L221 53H222V51L224 52V53H226L227 54V52H226V50H228V51H230V48L228 47V45L225 43L224 44V42H223V44H222V46H224V48H222V46H220L219 44L217 45V49H216V47L215 46H210V45H208L207 46V42L209 41V40H207V38H204V37H201V38ZM199 40V41H198ZM205 40V41H204ZM207 41V42H206ZM186 42H187V44H188V41L186 40ZM206 42V43H205ZM186 44V45H187ZM206 44V45H205ZM198 46H200V47H198ZM221 48V49H219V48ZM214 48V49H213ZM226 48V49H225ZM229 48V49H228ZM225 49V50H224ZM204 50V51H203ZM220 52H219V51ZM199 51V52H200ZM214 51V52H213ZM248 52H249V50H244L243 51V53H242V59H241V56L239 57L240 58V61H236V62H234V63H231V65H230V63L228 64V65H230V67L227 65V67L228 68H226V67H224V68H222L221 69V67H220V69H219V66H217L218 67V69L216 70V72L218 71V75H217V73L215 72V76L214 77H209L208 78V76L207 75H205L206 74V68L208 67V65H210V64H212V61L210 60V61H208L209 60V57H207V56H205V57H201V61H198V62H195V67L197 68V66L198 67H200L201 69H197V70H194V72H192L191 71V73L192 74H189V77H192V76H194V78L196 79V80H198V81H196L195 80V84H201V87H200V89H203L204 87L207 89H205V91H206V93H203V100H202V102L201 101H196V102H193V101H190V104L192 105L193 103H195V105H197V104H201V103H203L204 101L205 102H207V104L204 106V109H207V112L205 113V117L203 116L202 118H204L201 122H200V126H198V125H196L197 126V128H195V129H193L192 130V132L194 133L193 135H189V136H185V135H183L182 137H180L179 138V140L178 139H176V140H171V141H168L167 142V145H163L164 144V140L166 139V136H164L163 138H161V136H155V135H153V134H151L150 132L151 131H154V129L153 128H151V129H146V128H144V126H143V123H142V121H140L139 119H136V118H134V115H133V113H131V115H132V117H131V121H132V129H133V133L131 134V136L129 137V140L131 139V141H132V144H133V146L135 147L136 145H138V144H140V146H139V150L141 151V154H142V157H140V158H135V159H133V157H135L136 155H135V153L134 152H132V151H130V153L127 155V156H125V157H121L122 156V147L124 146V145H127V144H129L130 145V141L128 142L127 140H128V137H127V140H124L125 142H119V143H114V141H113V139L111 138L110 140H109V136H106V135H100V134H97L96 133V129H97V127H100V126H105L106 125V123H107V119H105L103 116H100V114L98 115V116H96L95 118H94V124H96V122H97V124L98 125H95V128L94 129H92V130H86V128H83L82 130H80V132H78V134L76 135V133H75V130L72 132V134L70 135V136H68L67 137V141H68V143L67 144H65L63 147H62V163H64V164H66L67 166L65 167V165H63V167H61L62 169H57V168H59L58 166H50L51 168H49V166H46L47 168L45 169V166H38V167H33V166H31V163H34V160H32L33 162H30V164L28 165V166H25V167H23V168H19L20 169V174H19V176H23V177H19L20 179V181H19V183L17 184V183H15L16 185H14V184H12L11 183V179H12V177L10 178V176H9V171H10V169L12 168V169H14L13 167H11L10 165H6L5 167H4V163L3 164H0V170L2 169V167H4L7 171H5V169L3 168L2 170H1V172H0V176H1V173H2V171H3V173H2V176L0 177V178H2V179H0V236H2L4 233H5V231H8V232H11V233H13V234H15V236L19 239L18 241H19V244H20V251H18L17 253L16 252H14V253H12V254H9V255H7V257L9 256V258H7L6 256H5V254L4 253H2V252H0V259H8V260H13V261H27V262H29V264H56L57 262H59L58 264H60L61 262V260H62V258H61V255L60 256H58V254L57 253H59V254H61L60 253V251H58L57 252V250L59 249V250H61V248L63 249V250H69V249H71L70 251H69V254L70 253H72L73 252V254H70V256H72L73 257V255L74 254H77V253H74V251L76 252V250L77 249H75L76 248V246L75 245H77L78 243L77 242H79L80 243V245L82 244V243H84V240L82 239V236H84V238H85V235L84 234H82L83 232L81 231L82 229L84 230V228H82V225H84V223H86V220H85V222L83 223V224H81V226H80V232H81V235H79L78 236V233H80L79 231H78V233H77V231H76V233H74L75 231L73 230V231H70V232H72L71 233V242L73 241H76L77 239V241H76V243H75V245L74 246H70L69 244H71V242H69L68 243V245L70 246L69 247V249L66 247V246H62V242H60V241H62L61 240V238H62V236H61V234H62V231H61V226L59 227V226H55V222L57 221V220H60L61 219V211H62V209L60 208V205L59 204H61V207H62V202H60V201H62L61 199L62 198H60L59 199V194H60V197H61V192L60 193H56V194H54V195H52L53 193H55V191L54 190H56V192H59L58 191V189L60 188V185H58V187H57V183L59 182V176H60V174H59V171H61L62 170V175L63 174H65V175H63L64 177L67 175L68 177H65V178H70L71 177V175H72V177H73V174L75 173V172H77V173H75L74 175H79L78 174V172L80 173V175H82L81 177H77V176H74L75 177V179L77 178V179H79V180H83V178L85 179V177H86V179H90V178H97V179H106V178H108V179H111V180H114V179H117L118 181V183L120 184V182H121V185H123V186H125L127 183H126V181L128 182V179L130 178V181H132V180H135V181H132V182H128V183H130L129 184V187H130V185L131 186H133V185H137V183H139L140 184V182L142 181V179H141V177L142 176H140L141 174H139L138 173V166H136V164L135 163H141L142 165V168L145 170L146 169V166L144 165V164H146L149 160H148V155L150 154V153H155V156H156V159L159 161V159H158V156L160 155V152L165 148V147H169V148H171V150L173 149L174 151H171V153L173 152V154H175L176 155V158H174L175 160V162H177V165L176 166H174V168L173 167H171V169L173 168V170H171L172 172L169 174V173H166L165 174V176H164V179L166 178V181H164L163 182V186H164V188H165V191H164V189H163V187L161 188V192H165L164 194L163 193H161L160 194V196H162L163 198H161V197H159L160 199H159V202L161 201H164V202H166V203H169L171 200H174L175 202L177 201V200H180V199H178V197L179 196H181V195H179L178 194V191L179 190H174V191H176V193L178 194V195H175L176 193H174V191L172 192L173 194H171V191L169 190V186H170V184H172L173 183V179H176L177 177L179 178V176H180V179H182V178H185V179H182V180H187V179H192V174L194 175V183H195V181H196V179L198 178V179H204L203 181H205V178L208 180V178L209 179H214V178H218V177H220V175H222V173H224V172H222V170L223 171H226L225 169L227 168L224 164H223V162H225L226 161V163H228V161L227 160H224V158H226V156L228 157V159L230 158V157H232V159H230L231 160V162L232 163H230V160H229V166L231 165V166H233V167H230V168H228V169H232V171L231 172H235L236 171V174L238 173V171H239V173H240V176L242 175V177L244 176L245 178H247V177H252L251 175H253L254 177L253 178H255V176L256 177H258V176H260L261 177V163H262V152H264V109H262L261 108V105H260V100H261V98H264V91L262 92V93H259L258 92V90H257V87H256V84H257V80L255 79L256 78V74H257V69H258V66H257V64H256V59H255V57H254V54L253 53H249L248 54ZM223 54V53H222ZM226 54H223V55H226ZM240 55V54H239ZM210 56V58H212L211 57V55H209ZM207 60V61H206ZM239 60V59H238ZM242 61V62H241ZM202 62V63H201ZM209 62V63H208ZM235 64V65H234ZM234 65V66H233ZM223 67V66H222ZM232 67H234V68H232ZM241 67V68H240ZM233 70H232V69ZM203 69V70H202ZM226 69V71H224ZM224 71L222 74L220 73V72H222V71ZM190 71V70H189ZM231 71V72H230ZM188 71H186V73H187ZM197 72H199V73H197ZM194 73V74H193ZM229 75V76H228ZM216 76H217V78H216ZM224 76V77H223ZM197 77H201V81H200V78L199 79H197ZM222 77V78H221ZM205 78V79H204ZM215 82V83H214ZM195 90H197V87H195ZM75 94V78H72L71 79V86L69 87L68 86V88L66 87V90H65V96H69L70 98H73V95ZM95 104H94V102H90L89 104H87V105H84V104H82L81 102H74V103H69V106H68V108L67 109H64V111L66 112L65 114L67 115V116H70V117H72V119L71 120H73V117L74 116H82V115H89L90 114V109L94 106ZM239 105V106H238ZM236 106L241 110V108H242V110L241 111H243V112H241L238 108V110H239V112H236V111H234L235 110V108H236ZM244 108V109H243ZM227 109V110H226ZM241 112V114L243 113V115L240 117V115L241 114H238V113H240ZM245 112V113H244ZM228 113V114H227ZM233 113V114H232ZM235 113H236V115H235ZM208 114V115H207ZM217 114H221V116L219 115L218 117L219 118H222V120L220 119L219 121H217V122H215L216 120H213V118H214V116H216ZM227 115V117H225ZM207 116V117H206ZM239 116V119H240V124H237V123H239L238 122V117ZM236 117V118H235ZM217 120H218V118L217 117H215ZM236 119H237V121H236ZM9 122L10 121H7V122H5L4 123V125L3 126H6L7 127V124H9ZM141 122V123H140ZM73 123V121L71 122V123H67L65 120H63V116H62V124L63 125H65V124H72ZM168 123V122H167ZM206 125H205V124ZM219 123H220V125H219ZM222 123V124H221ZM204 124V125H203ZM212 124V125H211ZM215 127H214V126ZM163 127H160L159 126V129L161 130H163V131H165V130H168V124H166L165 122L163 123V125H162ZM206 126H210L209 128H211L212 130H217V128L218 129H222L224 132H223V135L225 134V136H226V138L223 136V135H221L220 133L222 132V130H221V132H220V130H219V132L218 131H216V132H214L215 134L217 133V134H219L218 136H215V134L213 133V132H207V130L209 129H205L206 128ZM219 126V127H218ZM1 127V126H0ZM214 127V128H213ZM53 128H55V127H52V129ZM150 128V127H149ZM5 129H7V128H5ZM51 129V130H52ZM57 130L59 129V125H57V128H56ZM210 129V130H211ZM211 130V131H212ZM210 133V134H209ZM212 134L214 135V137H215V140H214V137L212 136ZM59 134H56V133H52L51 134V137H53V136H55V137H57ZM32 135H26V136H24V140L26 139H29L30 137H31ZM153 136H155V138H157V140L156 141H153V139H152V137ZM209 136H211L212 138V141L211 142H208V138H209ZM220 136H223V138L221 137L220 138ZM216 137H218V140H216ZM224 139H226V140H224ZM178 140V141H177ZM220 140V141H219ZM28 141H30V140H27L26 142H25V144H26V146H32L33 145V143L34 142H28ZM108 141H109V145H107V143H108ZM217 141H219V142H217ZM221 141H223L222 143H220ZM2 143V142H1ZM54 143V142H53ZM55 144H57V143H55ZM210 144H212V146H210ZM222 146H224V147H222ZM238 144H239V148H241V149H239L240 151V153H239V155H238V153H237V151H236V147L238 146ZM11 145V144H10ZM9 144H7V148L10 146ZM35 146H40V144H36ZM222 147V148H221ZM10 148V147H9ZM99 148H101L100 150H98ZM97 149V150H96ZM218 149V150H217ZM93 150V151H92ZM165 150V149H164ZM169 150V149H168ZM221 150H223L227 155L225 156L224 155V158L222 159V158H220L221 157V155L223 156V154H224V152L221 154ZM226 150V151H225ZM248 150V151H247ZM92 151V152H91ZM217 151H219V152H217ZM251 151V152H250ZM7 152H8V149H7ZM243 152H244V154H243ZM247 152V153H246ZM27 153V152H26ZM170 153V151L168 152L167 151V154H171ZM220 153V154H219ZM230 154V155H229ZM145 155V156H144ZM218 155V156H217ZM237 155H238V158H237ZM239 156H240V158H239ZM58 157V156H57ZM56 157V158H57ZM217 157H219V158H217ZM248 159H247V158ZM206 158V159H205ZM213 158V159H212ZM188 159V160H187ZM193 161H192V160ZM217 159V160H216ZM219 159V160H218ZM205 160H208V162L207 161H205ZM220 160H222L221 162H220ZM187 161H189L188 163H187V165H188V167L189 168H185V167H187V165H184L185 164V162H187ZM196 161V162H195ZM199 161V162H198ZM213 161H215L216 162V164H215V162L213 163ZM238 161V162H237ZM29 162V161H28ZM207 163V164H209V165H211V166H209V165H207V164H204V163ZM218 162V163H217ZM93 163H96L95 165H93ZM132 163V164H131ZM179 163L181 164V166L179 165ZM219 163H222L224 166V168L222 167V165H219ZM234 163H235V165H234ZM236 163H238V165H236ZM240 163V164H239ZM246 163H248V165L246 164ZM6 164V163H5ZM83 164H86V165H89V166H86V167H84L83 166ZM135 164V165H134ZM196 164V165H195ZM197 164H198V166L201 168V169H197ZM213 164V165H212ZM218 164V165H217ZM244 166H243V165ZM245 164H246V166H245ZM75 167H74V166ZM182 165H183V167H182ZM259 165H260V167H259ZM71 168H70V167ZM196 166V167H195ZM213 166V167H212ZM221 166V167H220ZM239 166V167H238ZM248 166V167H247ZM28 167V168H27ZM29 167H31V168H29ZM55 167H57V168H55ZM69 167V168H68ZM130 167L132 168V169H130ZM133 167H135V169L133 168ZM182 167V168H181ZM217 167H218V170H217ZM34 168V169H33ZM38 168V169H37ZM45 169V171H44V169ZM54 168V169H53ZM168 168V167H167ZM167 168L166 167H163V169L164 170H167ZM185 168V169H184ZM203 168V169H202ZM211 168V169H210ZM222 168V169H221ZM23 169L25 170L24 172L26 173H22L23 172ZM28 169H30L29 171H31V174L29 173V171H28ZM57 169V170H56ZM66 169V170H65ZM73 171H72V170ZM75 169V170H74ZM97 169V170H96ZM137 169V170H136ZM184 169V170H183ZM205 169V170H204ZM214 169H215V171H214ZM236 169V170H235ZM241 169V170H240ZM36 172H34V171ZM57 171V173L59 174H57L55 171ZM64 170V171H63ZM69 170H71V171H69ZM132 170V171H131ZM180 170H182V172L180 171ZM188 170V171H187ZM193 170V171H192ZM197 170V171H196ZM200 170V171H199ZM204 170V171H203ZM252 170V171H251ZM257 170V171H256ZM14 171V170H13ZM65 171H67V172H69V173H65ZM86 171V173L85 174H87V173H89V174H87V175H84L83 173ZM134 171V175L132 174L131 175V172H133ZM212 171V172H211ZM254 171V172H253ZM6 172V173H5ZM12 172V171H11ZM33 172H34V174H33ZM46 172H47V174H46ZM49 172V173H48ZM73 172V173H72ZM83 172V173H82ZM176 172H179L180 174H175ZM196 172L198 173V174H196ZM212 173V174H210V173ZM214 172H215V175H214ZM216 172H218V173H216ZM230 172V171H229ZM233 172V173H234ZM248 172V173H247ZM5 173V174H4ZM29 175H28V174ZM37 173H38V175H37ZM43 173H44V175H43ZM51 173V174H50ZM57 174V176L58 177H56L55 175ZM72 173V174H71ZM93 175H92V174ZM183 173V174H182ZM239 173H238V175H239ZM242 173V174H241ZM250 173H251V175H250ZM260 173V174H259ZM23 174V175H22ZM40 174V175H39ZM52 174H54L53 176H50V175H52ZM71 174V175H70ZM137 174V175H136ZM188 174L189 175H191L190 177L188 176ZM255 174V175H254ZM11 175V174H10ZM26 175H28V177H30V181H28V182H32L31 180H33V190L35 189V190H39V188H40V186L42 185V189L44 188V190L46 191H44L43 192V194H42V189L40 188V191L39 192H41L40 194H39V198L38 197H36L37 195L35 194V197L33 196L32 197V195L28 192V191H31V190H28L29 189V186L31 185V183H29V185H28V182H25V181H23L22 179H24L25 178V180L26 179H29ZM176 175H178V176H176ZM197 175V176H196ZM211 175L213 176H218V177H213V178H211ZM83 176H85V177H83ZM168 176V177H167ZM172 176H174L175 178H173L172 180H170L171 178H172ZM182 176V177H181ZM206 176V177H205ZM247 176V177H246ZM27 177V178H26ZM35 177V178H34ZM41 177V178H40ZM43 177V178H42ZM55 177V178H54ZM260 177H258V178H260ZM6 178H8L7 180H6ZM33 178V179H32ZM47 178V179H46ZM50 178V179H49ZM125 178H128V179H125ZM134 178H137L138 180H136V179H134ZM151 178H153V175H151ZM168 178V179H167ZM35 179L37 180V181H39L40 180V182H38L37 184L35 183ZM52 179V180H51ZM121 179H123V180H121ZM198 179H197V181H198ZM200 179V180H201ZM2 180V181H1ZM22 180V181H21ZM45 180V181H44ZM56 180H58V181H56ZM124 180H126L125 182H124ZM177 180V179H176ZM199 180V181H200ZM27 181V180H26ZM36 181V182H37ZM49 181H51L50 182V184H49ZM52 181H54L53 183H56L55 185L52 183ZM120 181V182H119ZM171 181H172V183H171ZM175 181V180H174ZM196 181V182H197ZM198 181V182H199ZM199 182L198 184L196 183L195 185H194V183H193V186H191V184L189 185V183H191V182H188L187 183V181H184V186H185V188H184V186H183V184L181 185V184H177L178 183V181H177V183H176V185L177 186H182V187H180V192H183V193H181V194H184V195H188V193L187 194H185V192H188V190H190L191 191V189H196V191H195V193L197 194V195H200V198H201V200H198L199 202H197L199 205H198V208H200V209H197V210H200L199 211V213L197 214V215H195L194 216V214H193V216L192 215H190V213H191V210L192 211H194L195 210V206H197V205H195V204H193L192 203V200L193 199H189V198H185V199H187L188 201H186L185 203H183L182 204V206H185L184 208H186V212H184V211H182V212H184L183 214L184 215H186V216H188L187 217V219H186V217L185 216H183V215H181L184 219H183V221H188L189 222V224H192V220L194 221V225L196 224V219H197V217H199V216H203V214L205 213L206 215H207V213L209 214V215H205V216H201V217H199L197 220H198V225L200 224H202L201 226L203 227V225H204V227L205 228H207V225H210V226H213V227H215L214 225H212V223L214 224H216V221H217V219H218V222H219V215H220V211H219V209H220V205L219 204H217V203H220L219 202V199H218V197H219V192H217V188L219 187L218 185L220 184L219 182L217 183V182H214V184L215 185H213V182H210V185H213L214 186V188H213V186L211 187V186H207L208 188H209V190L208 189H204L203 187H206L205 185H207L206 183H207V181H205V182ZM22 184H21V183ZM23 182H25V183H23ZM81 182V181H80ZM79 182V186H78V183H77V186L75 187L78 191L80 190L81 192L82 191H85V193H87V191L88 192H90L89 191V189H91V191L92 190H94L93 189V187H95V188H97L98 189V187H99V183L100 182H95L96 183V185L98 186H96V185H94V183H90V182H83L84 184L82 185L81 183ZM143 182V181H142ZM176 182V181H175ZM180 182H182V181H180ZM187 184H186V183ZM27 183V184H26ZM103 183V182H102ZM100 183L102 186H101V189L99 188L98 190H102V189H104L105 187H106V185L103 183ZM106 183H108V182H106ZM111 183H114V182H111ZM133 183V184H132ZM167 183V184H166ZM183 183V182H182ZM23 184H26V185H23ZM39 184V185H38ZM49 184V185H48ZM58 184H60V182L58 183ZM74 184V183H73ZM76 184V183H75ZM86 184H89V186L91 185V184H93V187L92 188H89L88 189V185H86ZM162 184V183H161ZM200 184V185H199ZM203 184H204V186H203ZM209 184V183H208ZM19 185H21L20 187H21V189L19 188ZM28 185V186H27ZM37 185V186H36ZM47 185V186H46ZM103 185L105 186V187H103ZM110 185V184H109ZM108 185V186H109ZM111 185H113V184H111ZM111 185L109 186V188H111ZM172 185H174V186H176L174 183L172 184ZM3 188H2V187ZM16 186V187H15ZM32 186V185H31ZM30 186V187H31ZM49 186H56L57 188L55 189L54 187H49ZM84 186V188L83 189H79V187H83ZM24 187V190L22 189ZM28 187V188H27ZM34 187H37V189L36 188H34ZM48 189V187L51 189V191H50V189H46V188ZM78 187V188H77ZM87 187V189L85 190V188ZM126 187H128L127 185H126ZM125 187V188H126ZM168 187V188H167ZM179 187H178V189H179ZM186 187H187V190L185 191L184 189H186ZM193 187V188H192ZM215 187H216V189H215ZM2 188V189H1ZM5 188V189H4ZM12 188V189H11ZM17 188V189H16ZM31 188V189H32ZM199 188V189H198ZM212 188V189H211ZM15 189V190H14ZM19 189H20V191H19ZM107 189H108V187H107ZM175 189H177V188H175ZM182 189V190H181ZM198 189V190H197ZM19 191V193H18V191ZM25 192V191H27V193L25 192H23V191ZM104 190H106V188L104 189ZM109 190V189H108ZM184 190V191H183ZM193 190V191H194ZM201 190H203V193H202V191ZM214 190V191H213ZM11 191H14V192H16L17 194H19V195H17V194H12L11 193ZM21 191H22V193H21ZM49 191V192H48ZM75 191V190H74ZM74 191H72V193H73V195H74ZM97 191V190H96ZM189 191V193H191L190 194V196L192 195V191L190 192ZM213 192V194L212 195H209L210 193H212ZM39 192H37V194L39 193ZM48 192V193H47ZM102 192H103V190H102ZM106 192H107V190H106ZM109 192V191H108ZM151 192V191H150ZM149 192V193H150ZM152 192H153V190H152ZM155 192V191H154ZM168 192V193H167ZM201 192V194H199ZM205 192H207V193H205ZM217 192V193H216ZM79 192H77L76 194H78ZM84 192H82V193H80V194H83ZM141 194H147V193H145V191H141L140 192ZM3 194H4V196H3ZM21 194V195H20ZM29 196H28V195ZM89 194V193H88ZM153 194V193H152ZM206 194V195H205ZM215 194V195H214ZM5 195H6V197H5ZM42 195L46 198L45 200H43L44 198L42 197ZM50 195H52V196H55L54 198L52 197V196H50ZM70 195V194H69ZM69 195H66L67 197L69 196ZM83 195H86V194H83ZM151 195V194H150ZM150 195H148L147 194V196H149L148 197V199H144L143 201L145 202V208H144V210L142 209V212H143V215H144V213H145V215L147 216L148 214H150V215H152L153 213H155V211H154V209L152 208L153 206L151 205V204H154V202L153 201H155L156 200V198L155 199H153V198H151L152 197V195L150 196ZM164 195V196H163ZM28 196V197H27ZM50 196V197H49ZM189 195H188V197H190ZM193 196H194V198H195V196L196 195H194V193H193ZM212 196V198L211 199H214L213 201H214V203H213V205L214 206H212V207H210L211 205H212V203L211 204H209L210 203V197ZM214 196V197H213ZM11 197V198H10ZM30 197V198H29ZM58 197V198H57ZM143 197V196H142ZM182 197V196H181ZM185 197V196H184ZM204 197H206V198H204ZM35 198H36V200L38 199H40V198H42V199H40L39 200V202L38 203H41L42 202V204H38V203H36L35 201ZM48 198V199H47ZM57 198V199H56ZM173 198V199H172ZM198 198H199V196H198ZM208 198V200H206ZM25 199V200H24ZM32 199H34V200H32ZM50 199V200H49ZM53 199H55V200H53ZM67 199V200H66ZM158 199V198H157ZM24 200V201H23ZM37 200V201H38ZM53 200V201H52ZM60 200V201H59ZM72 201L73 200H75V198L73 199H71ZM184 200V198L182 197V199H181V201H183ZM204 200V201H203ZM218 200V201H217ZM44 201V202H43ZM56 201V202H55ZM57 201H59L58 202V204H57ZM66 201H69V202H71L70 201V199H68V198H66L65 197V201H64V203H66ZM178 202V206H180V204L182 203V202ZM189 201H191V202H189ZM193 201H195L196 202V200H193ZM207 201H209V202H207ZM11 202V203H10ZM15 202V203H14ZM68 202V203H69ZM163 202V203H164ZM184 202V201H183ZM203 202V203H202ZM208 204H207V203ZM10 203V204H9ZM56 203V205L53 207V205ZM68 203H66V206L67 207H69V204ZM137 203H139L138 205H142L141 203V200H139V201H137ZM190 204V206H188L189 204ZM191 203L193 204V206L191 205ZM37 204V208H38V213L36 212V210L35 209H37L36 208V205ZM205 204H206V206H205ZM41 205V206H40ZM51 205V206H50ZM59 205V206H58ZM148 205H151V208L148 206ZM176 205H177V203H176ZM187 205V206H186ZM204 205V206H203ZM209 205V206H208ZM215 205H216V207L217 208H219V209H215L216 207H215ZM35 206V207H34ZM42 208H40V207ZM46 206H48V207H46ZM57 206V207H56ZM64 207V209L66 208L67 209V207ZM200 206V207H199ZM202 206V207H201ZM208 206V207H207ZM22 207V208H21ZM29 209H28V208ZM45 207V208H44ZM158 207V206H157ZM156 207V208H157ZM167 207V206H166ZM188 207H189V209H188ZM190 207H192V208H194V210L192 209V208H190ZM207 207V208H206ZM57 208H59V210L57 209ZM139 208V207H138ZM155 208V207H154ZM159 208V207H158ZM157 208V209H158ZM161 208V210H164V208H162V207H160ZM179 209H180V207H178ZM183 207H181V209L179 210V212L178 211H175V212H178L179 214H180V211L181 210H183L184 209ZM203 208V209H202ZM12 209V210H11ZM17 209H19V210H17ZM64 210V211H67V210ZM140 209V208H139ZM202 209V210H201ZM210 209V210H209ZM10 210V211H9ZM27 210V211H26ZM30 210V211H29ZM53 210V211H52ZM56 210V211H55ZM152 210V211H151ZM197 210H195V211H197ZM205 210V211H204ZM4 211V212H3ZM18 211V212H17ZM22 211V212H21ZM55 211V212H54ZM73 211V210H72ZM71 211V212H72ZM190 211V213H188L187 214V212H189ZM217 211V212H216ZM12 212V213H11ZM17 212V213H16ZM32 212V213H31ZM36 212V213H35ZM47 212V213H46ZM53 212V214H51V216H50V214L49 213H52ZM70 212V213H71ZM75 212L76 211H73V213H74V215H75ZM136 212V211H135ZM134 212V213H135ZM150 212V213H149ZM151 212H153L152 214H151ZM182 212H181V214H182ZM202 212V213H201ZM212 214H211V213ZM13 213H14V216H16L17 218H15L14 216H13ZM16 213V214H15ZM21 213V214H20ZM56 213V214H55ZM73 213H72V215H73ZM9 214V215H8ZM12 214V215H11ZM34 214V215H33ZM41 214H42V216H41ZM59 214V215H58ZM123 214V213H122ZM121 214V215H122ZM210 214L212 215V217L210 216ZM214 214H215V216H214ZM218 214V215H217ZM24 215H25V217H24ZM28 215H30L29 217H27ZM46 215V216H45ZM55 215V216H54ZM145 215H144V217H145ZM217 215V216H216ZM37 216V218H35ZM38 216H39V218L41 219V220H38L39 218H38ZM41 216V217H40ZM46 218H45V217ZM48 216V217H47ZM56 216H57V218H56ZM191 216H192V219H191ZM3 217V218H2ZM22 217H23V220H21L22 219ZM33 217V218H32ZM148 217H150V221L151 222H155V224L156 225H158L157 227H155V229H158V227L160 228V230H162L164 227H162V226H168V224H165L164 223V220L165 219H167L165 216H162L161 218H158V220H160V222H158V220H157V218L156 219H154L155 217L152 215V216H148ZM154 217V218H153ZM175 217V216H174ZM176 217H177V215H176ZM211 217V218H210ZM14 218V219H13ZM28 218H32V219H30V220H32V221H29V220H27ZM35 218V219H34ZM153 218V219H152ZM194 218V219H193ZM204 218H206V219H204ZM217 218V219H216ZM3 219V220H2ZM6 219V220H5ZM10 219V220H9ZM11 219H13L15 222H13V220H11ZM44 219V220H43ZM45 219H47V220H45ZM53 219L55 220V222L54 223H52L53 222ZM57 219V220H56ZM152 219V220H151ZM173 219V218H172ZM210 219V220H209ZM90 220H91V218H90ZM174 220H176V219H174ZM201 220V221H200ZM203 220V221H202ZM204 220H206L205 222H204ZM211 220H212V222H211ZM21 221V222H20ZM25 223H27V224H25ZM28 221L29 222H33L32 224L31 223H29V225H28ZM38 221H40L41 223H42V225H40L41 223L40 222H38ZM46 221H49V222H46ZM50 221H52V222H50ZM166 221V220H165ZM177 221H180V220H177ZM183 221H180V222H178V226H180L181 225V223L183 222ZM214 221V222H213ZM36 222H37V225H38V228H37V226L35 225L36 224ZM60 222V221H59ZM88 222V221H87ZM93 222H94V220H93ZM96 222H97V220H96ZM176 222V221H175ZM174 222V223H175ZM200 222V223H199ZM20 223V224H19ZM35 223V224H34ZM48 225V224H50V227H49V225H48V227L46 228V224ZM61 223V222H60ZM60 223H58V221H57V224L59 225ZM80 223H82V222H80ZM80 223H79V225H80ZM105 222H102V223H99L98 222V224L100 225L101 224V226H102V224H104ZM157 223H159V224H157ZM209 223V224H208ZM17 224V226H15ZM23 225V227L26 225V229H24V228H22V225ZM53 224V225H52ZM96 225H97V223H95ZM163 224V225H162ZM165 224V225H164ZM173 224V223H172ZM171 224V225H172ZM180 224V225H179ZM218 224V223H217ZM216 224V225H217ZM20 225V226H19ZM61 225V224H60ZM89 224L87 223V226L86 227H88L87 229H90V230H92V232L94 231V230H96V229H94L93 228V224H92V222L90 223V228H89V226H88ZM91 225H92V227H91ZM99 225H97L98 227L97 228H101V226L99 227ZM174 225H176V224H174ZM176 225V227H178ZM28 226V227H27ZM40 226V227H39ZM51 226L54 228V230H53V228L51 229ZM57 228H55V227ZM104 226H105V224H104ZM106 226H107V224H106ZM210 226H208L209 228H208V231H207V229H205L204 227V229L203 230H205V232L206 233H204V234H207V235H205V238L204 239H206V240H208L209 239V237H208V235H210V232H209V230H211V228H213V227H211L210 228ZM17 227V228H16ZM21 227V228H20ZM34 228L35 229V227L39 230L40 229V231H38L37 229V231L38 232H41L42 230H43V234H41V235H39V236H42L43 238L40 240V243H37L35 240H33V238L35 237H37V234H39L38 232H35L36 230H34V229H31V228ZM44 229H43V228ZM172 227H175V226H172ZM19 228L21 229V230H19ZM42 228V229H41ZM93 228V229H92ZM25 230V232H24V230ZM46 229V230H45ZM103 229V228H102ZM102 229H100V230H102ZM32 230L36 233V236L34 235L35 233L34 232H32ZM50 230H52L53 232H51L52 234H50L51 235V237H48L49 236V232H50ZM57 230H58V232H57ZM76 230H79V229H76ZM89 230V231H90ZM98 231H100L99 229H97ZM104 230H105V228H104ZM103 230V231H104ZM137 230V229H136ZM30 231V232H29ZM88 231V232H89ZM163 231V230H162ZM20 232V233H19ZM23 232H24V234H25V236L27 235L28 237H25L24 235H23ZM92 232L90 231V233H91V235H92ZM95 232V231H94ZM101 232V231H100ZM98 233L99 234V236H100V234L101 233ZM159 232V231H158ZM161 232V231H160ZM22 233V235H20ZM33 233V234H32ZM45 233L47 234V236H45ZM54 233V234H53ZM57 233V234H56ZM61 233V234H60ZM89 233V234H90ZM97 233V232H96ZM134 233L136 234V235H138V231H135L134 230ZM76 234V236L74 237V235ZM88 234V235H89ZM105 234V233H104ZM33 235L34 237H32V240L30 239L31 238V236ZM91 235H89L88 237H86L85 238V242L86 241H88L87 240V238H89L90 239V236ZM21 236H23L22 238H21ZM30 236V237H29ZM45 236V237H44ZM54 236V237H53ZM61 236V238H59ZM87 236V235H86ZM94 236H96V235H94ZM104 236V235H103ZM25 237V238H24ZM48 237V238H47ZM56 237V238H55ZM101 237V236H100ZM28 238H29V240H28ZM52 238V239H51ZM76 238V239H75ZM79 238H80V240H79ZM91 238H94L93 237V235L91 236ZM97 238V237H96ZM95 238V239H96ZM99 238V237H98ZM22 239V240H21ZM27 239V240H26ZM39 239V238H38ZM55 239V240H54ZM59 239V240H58ZM82 239V240H81ZM95 239H94V241H95ZM100 239V238H99ZM204 239H202L203 241H205ZM24 240V241H23ZM54 241V243L52 244V242ZM101 240H103V239H101ZM101 240H99V241H101ZM21 241H23L22 243H21ZM50 241H52L51 243H50ZM56 241V242H55ZM81 241H83V242H81ZM93 241V239L91 240V242ZM93 241V242H94ZM97 241V240H96ZM99 241H97V242H99ZM104 241V240H103ZM36 242V244H34ZM39 242V241H38ZM59 242L61 243V244H59ZM90 240L88 241V244L90 245L91 244V247H92V243L90 242ZM58 244V245H56V244ZM87 243V242H86ZM86 243H84L83 245L85 246V245H87L86 246V248H88L89 246H88V244H86ZM40 246H38V245ZM52 245H56V248L54 247V246H52ZM72 245H73V243H72ZM28 246V247H27ZM38 246V247H37ZM60 246V247H59ZM78 247L77 248H79V249H81V250H78L79 251V253H81V251L83 250L82 249V246H79V245H77ZM52 247H54V248H52ZM58 247V248H57ZM65 247L67 248V249H65ZM75 247V248H74ZM90 247V248H91ZM24 248V249H23ZM42 248H44V249H42ZM46 248H47V250H46ZM85 248V247H84ZM85 248V249H86ZM88 249V250H86V251H90L91 249ZM42 249V250H41ZM50 249V250H49ZM53 249H56V252H55V250L53 251V253H54V255H52L50 252H52V250ZM75 249V250H74ZM37 250V251H36ZM35 251V252H34ZM77 251V252H78ZM84 251V250H83ZM34 252V253H33ZM49 252V253H48ZM36 253V254H35ZM20 254V255H19ZM57 255V258L58 257H60L61 258V260L59 259H57L56 258V255ZM45 255V256H44ZM50 256V257H49ZM20 257V258H19ZM23 257V258H22ZM11 258V259H10ZM16 260H15V259ZM39 258V259H38ZM42 258V259H41ZM45 258H47V259H45ZM49 258H51V259H49ZM21 259V260H20ZM23 259V260H22ZM49 259V260H48ZM37 260V261H36ZM47 260V261H46ZM53 262H52V261ZM48 261H51V262H48ZM57 261V262H56ZM54 262H56V263H54Z\"/></svg>",
    "mask_w": 264,
    "mask_h": 264
},
{
    "label": "snow or ice",
    "instance_id": "snow-or-ice-1",
    "mask_svg": "<svg viewBox=\"0 0 264 264\" xmlns=\"http://www.w3.org/2000/svg\"><path fill=\"white\" fill-rule=\"evenodd\" d=\"M30 7L33 8H40L43 9L46 7L45 5H30ZM182 7L186 10L187 14L193 18L199 17L203 15V10L205 8V5L200 3H186L182 5ZM73 55H79L82 56V58L88 60L89 62L93 63L96 68V72L99 75L100 78V86L105 87L104 83V72L100 65L96 64V62L90 57L87 56L85 53H79V52H73ZM68 77L66 76V85H67ZM31 83V81H30ZM261 108L264 109V98H261L260 100ZM163 124V122H162ZM140 144L136 145L134 147V151H137ZM262 163H261V189H262V198H264V152H262ZM261 241L264 242V233L261 234L260 237ZM20 244L18 241V238L15 236V234L5 231V233L0 236V252L4 253L5 256L12 254L14 252L20 251ZM0 264H29L27 261H13L8 259H0ZM228 264H240L239 261H230ZM264 264V262H262Z\"/></svg>",
    "mask_w": 264,
    "mask_h": 264
}]
</instances>
